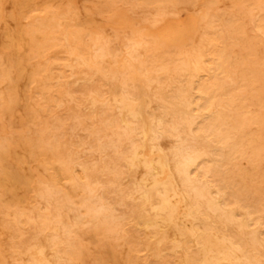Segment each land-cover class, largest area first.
I'll list each match as a JSON object with an SVG mask.
<instances>
[{"label":"bare ground","instance_id":"1","mask_svg":"<svg viewBox=\"0 0 264 264\" xmlns=\"http://www.w3.org/2000/svg\"><path fill=\"white\" fill-rule=\"evenodd\" d=\"M3 0H0V5L2 4L1 2H2ZM7 1V0H6ZM5 1V2H6ZM13 2H11V1H7V2H10L11 4H13L14 5V3L16 2H14V0H12ZM26 1V0H25ZM33 0H30V4H31V2H32ZM45 2L47 1L48 2V0H44ZM59 1V0H58ZM57 1V2H58ZM74 1H76V0H61V3L60 4H62V3H64V4H70V6L72 5L71 4V2H73V3H75ZM77 1H79V0H77ZM76 1V2H77ZM119 1V0H118ZM145 1V0H144ZM160 1V0H159ZM175 1V0H174ZM223 0H179V1H175V2H173V3H171V4H169V5H167V4H162V6H160V4H159V6H160V9H156V10H149V8L147 9V8H143V7H141L139 4H138V2H137V0H124L123 1V4H116V1H113V2H110L111 3V8H108V10H105V9H103L102 7L100 8V6L98 5V6H93V7H91V5H88V6H90L91 8H89V11H84L83 12V14L82 15H80L78 12L79 11H75L74 13H71L70 14V16H69V18H70V22H73V19L75 18V20H76V18H77V20H80V23L78 22L77 24H79L78 25V28H76V26H75V28L77 29H75V32L73 33V34H71V32L69 31V29H71V27L68 29V27L67 26H65V24H63V22L66 20L65 18V20L64 21H62L61 23L60 22H58L57 20H55V21H57V22H55V23H53V24H55V26L57 27V29H58V35L60 34L62 37H63V40H62V42L59 44V42L61 41V40H59V42L57 43V44H53V42H52V46H50V44L49 45H47L46 44V42H44V40L48 37L47 35V37L44 39V40H42V38H40V40L38 39V41L40 42V41H43L45 44H46V46H50V47H52L53 48V51L55 50V51H57V52H62V53H64L65 55H67V57H68V59H66V60H68V65H66V69L68 68L69 69V76H68V78L69 79H67L66 81H65V78H61L63 81H65L66 82V88H64V90L62 89V87L60 88V89H62V90H58V91H62L61 92V98H62V100H60L62 103H61V105L63 104V102H65V104H66V102H70V103H72V105H73V107L75 106V108H76V112H75V114H83L81 117H85L84 115H86V117L87 116H91V117H93L97 112H99L100 110L99 109H105V110H107L108 109V107H109V109L111 108V109H113L114 111H115V116H114V118H113V120L111 121H109V122H107V124L105 125V120H104V124L102 125L103 126V128H105L103 131L100 129V131L101 132H98V135L99 136H97L96 134H97V132L95 133V137H98V139L101 137V138H103V143H102V145H100V147L98 148V149H96V147L94 148V149H96V150H91V149H89L87 152L86 151H84L85 153L83 154H81V155H84L83 156V163H84V166H85V168L87 169L88 168V170L91 172V171H95V170H100L101 171V169L102 170H105V171H107V168H108V164L109 163H113L112 162V160L113 159H110V158H107V157H105V156H103V154L105 153V151L106 150H109L110 151V153H112L111 155H114L115 157L114 158H116V159H121V160H123L124 161V163H125V171L123 170V172H120V171H122V169H119L120 171L119 172H114V173H111V175L113 174V180L112 181H109L110 183L108 184V186L111 188V192L115 195L114 197H116V202H117V200L118 201H121V202H119V203H122V198H123V196H124V194L126 195L127 194V196H129V198H131V199H133V200H136L137 201V205H136V217L138 218V219H140L141 220V222H142V225L144 226V228H145V234H143L142 236H145V237H143V238H145L144 239V249L149 253V255H148V253H147V255L148 256H153V259L155 260V258H156V256H158V257H160V256H162L161 254H164V253H162L164 250L165 251H169V252H172V255L173 256H170V258H174L173 259V263L172 264H241V263H237V261H238V257H239V251H240V244H237L238 242L240 243V241L242 240L241 239V237L239 238V236H236V234H235V236L237 237V238H239L240 239V241H238V242H236V240H234V239H231L232 237H230V238H228V237H223V236H220V234H219V232L217 233V228H216V223L217 222H219V224H221L220 222H222V224L220 225V226H222L223 225V223L225 222V225H226V223H228V224H230V225H232L233 227H234V229H236L237 230V232H239V233H241L242 235H244V236H246V237H248V239H250L251 241H254V242H259V238L258 237H260L261 239H262V237L259 235H257L256 233L257 232H260L259 230L256 232V230L255 229H253L252 228V224H250V220H249V215L252 217V214H247L248 215V217L246 216V215H242L243 214V211H244V207H243V204H244V202H241L242 201V199H240L241 201H239V204L240 203H243L242 204V207L239 205V204H236V206L237 205H239L240 207H241V209H243V211H242V217L241 218H236V214H235V212H234V209L233 210H231V211H228L227 209V211L221 206V204L223 203V201H222V203H220L221 202V199H222V197H221V199H219V192H218V194L217 195H215L216 196V198H217V196H218V199L220 200V202L215 198V196L213 197L212 196V190L213 189H215V187L214 188H210V186H211V184H210V186H209V183L211 182H209L208 183V181L207 182H200L199 180V182L196 180V179H194V178H196L198 175H196V177H192L191 176V169L193 168V167H195V166H197L196 164H197V161H199V158H201L202 156H203V158H204V155L205 156H211V153L213 152V151H215L214 150V148H212V150H211V144H210V142H208V141H210V139L212 140V138H210L208 141L207 140H205V139H207L208 138V136L206 135V137L207 138H205V136H203V135H199V134H197V133H194L193 134V132H192V128H190V125H191V122H192V120H195V118H196V120H198L199 118H198V116H201L202 115V117H204L205 115L204 114H207V115H209V116H211V118H212V116H213V114L215 115V114H217V112H216V109H218V110H220V109H222V111L223 110H227L228 109V111L230 112V110H229V108H230V105H229V107L227 108V109H223V107L225 106H228V105H226L225 104V102L223 103L222 102V100L220 101V100H218L217 98H216V96L215 95H218L219 94V96H220V94H222V93H218L219 91H218V89L220 90L221 88H218L217 90L215 89V88H213V89H215V92L216 91H218L217 92V94H215V92H214V94H211L212 92H210V90L206 93L208 96L207 97H213L212 95H214V97H215V99L213 100H211V99H208V100H210V102H209V104H208V102L206 103V104H208V107L206 106L205 107V105L206 104H204L206 101H207V97L205 98V99H202L203 97H205V95H202L203 97L201 98V96H199L198 98L196 97V96H194L195 95V93H194V95H193V77L195 76V75H197V74H199V73H202V75L204 74L203 72H201V71H203V70H205V72L208 70V69H210V63H209V65H208V60H207V56L208 55H210L209 54V48H210V46H209V42H212V45L211 46H213L214 44H215V42H216V40L218 41V43H221L222 42V40H221V38H220V42H219V39L218 38H216L214 41L215 42H213V41H210L209 40V38L208 37H215L214 35H213V32L214 31H212L211 29H215L216 27L214 26V25H216L217 26V24H215V22L217 23V21H215V20H218V19H216L215 17L218 15L217 14V12L219 11V4H220V2H222ZM234 1V0H233ZM240 0H237V2H239ZM254 1V0H253ZM255 1H257V0H255ZM259 2H258V8H257V11H255V10H249V9H247V7H246V10L244 11L245 13H244V16L247 18V22L248 21H253V19H254V17H255V15L257 14V13H259L260 11H262L263 10V8H264V0H258ZM5 3V4H8V3ZM19 2V1H18ZM21 2V1H20ZM22 2H24L23 0H22ZM34 2H36L35 0H34ZM39 2H42L41 0H38V2H36V5H37V3H39ZM46 2V3H47ZM52 2V1H51ZM79 2H81V3H83V0H81V1H79ZM95 2V1H94ZM108 2H109V0H108ZM158 2V1H157ZM224 3L226 2L225 0L223 1ZM229 2H231L232 3V1H228L227 3H228V5H229ZM236 2V3H237ZM241 2V1H240ZM9 3V4H10ZM27 3V4H26ZM45 3V4H46ZM48 3H50V1L48 2ZM48 3H47V5H48ZM78 3V2H77ZM107 3V2H106ZM105 3V4H106ZM110 3H109V5H110ZM164 3H165V1H164ZM227 3H225V4H227ZM8 4V5H9ZM10 4V5H11ZM23 4H25L24 6V8H28V7H26V5H28L29 3H28V1L27 2H25V3H23ZM53 5H54V1H53V3H52ZM63 4V5H64ZM233 4H235V3H233ZM241 4V3H240ZM249 4V3H248ZM8 5H7V7H8ZM13 5H12V7H13ZM15 5H16V3H15ZM33 5V4H32ZM34 5H35V3H34ZM41 5H44V3H42ZM56 5V4H55ZM58 5H59V2H58ZM108 5V4H107ZM227 5V8H229L230 9V6L231 5H229L228 6ZM246 5V4H245ZM18 6H19V4H18ZM40 6V5H39ZM77 6V5H76ZM81 6V5H80ZM105 6V5H104ZM143 6V5H142ZM247 6V5H246ZM42 7V6H41ZM46 7V6H45ZM52 7L53 6H51V8L50 7H46V8H44V7H42V8H44L45 10H47L48 12L50 11V12H52V11H54V10H52ZM66 7H68L67 5H66ZM78 7H79V4H78ZM108 6H106V8H107ZM155 7V6H154ZM157 7V6H156ZM223 7V6H222ZM238 7H239V5H238ZM237 7V8H238ZM6 8V7H5ZM19 8L20 9H22V11H23V13H24V15H25V13H27L28 12V10H24V8H22V5H21V7L19 6ZM36 8V7H35ZM40 8V7H39ZM71 8V7H70ZM80 8V7H79ZM158 8V7H157ZM236 8V9H237ZM7 9H10V7H8ZM6 9V10H7ZM11 9H13V8H11ZM15 9H16V6H15ZM38 9V8H37ZM77 9V8H76ZM75 9V10H76ZM81 9V8H80ZM222 9V8H221ZM225 9V8H224ZM235 9V10H236ZM5 10V11H6ZM18 10V9H17ZM30 10V13L32 12L31 11V9H29ZM42 10V9H41ZM41 10H39V12H41ZM82 10V9H81ZM231 10V9H230ZM234 9L232 10V11H235ZM238 10H239V8H238ZM237 10V11H238ZM8 11H10V10H8ZM24 11H26V12H24ZM36 10L34 9V12H35ZM58 11V10H57ZM223 11V10H222ZM231 11V12H232ZM7 12V11H6ZM6 12L4 13V14H6ZM11 12V11H10ZM9 12V13H10ZM13 12V11H12ZM34 12H32V13H34ZM65 12H67V11H65ZM220 12H221V10H220ZM219 12V13H220ZM230 11L228 12V14L229 13H231ZM1 13V12H0ZM15 13V12H14ZM13 13V14H14ZM17 13H19V14H23V13H21V11H17ZM31 13V17H33L34 16V14H32ZM37 13H38V10H37ZM45 13V12H44ZM222 13H225L224 11L222 12ZM222 13H220V15L222 14ZM235 13V15L234 14H232V15H234V17L236 16V12H234ZM238 13V12H237ZM11 14V13H10ZM16 14V13H15ZM29 14V13H28ZM27 14V15H28ZM39 14V13H38ZM58 13H54V12H52L51 13V16L50 17H53V19H54V17L57 15ZM60 14H63V13H60ZM226 14H227V11H226ZM225 14V15H226ZM238 14H242V12L241 13H238ZM237 14V15H238ZM3 15V14H2ZM67 15V17H68V13L66 14ZM66 15H61L62 17H65ZM219 15V16H220ZM224 15V14H223ZM224 15V16H225ZM10 16H12V15H10ZM14 16H18L17 14L16 15H14ZM28 16H30V15H28ZM37 15H35L34 17H36ZM40 16H42V15H40ZM61 16H59V17H61ZM239 16V15H238ZM243 16V15H242ZM243 16V17H244ZM263 16V15H262ZM3 17H5L4 15H3ZM6 17H7V15H6ZM5 17V18H6ZM15 17V18H16ZM22 17V16H21ZM31 17H30V19H31ZM47 17H49V16H47ZM46 17V18H47ZM218 17V16H217ZM221 17V16H220ZM225 17H227V16H225ZM240 17V16H239ZM257 17V16H256ZM260 17V16H259ZM5 18H3V19H5ZM9 18V17H8ZM8 18H7V20L5 19V21L7 22V24H6V26H4L5 24H2V25H0V40L3 42V41H5L4 39H6V43L7 44H13V42L16 40V39H18L19 38V35L16 33V31L19 29H16L15 30V32H13V30L11 29L10 30V28H11V26H13V22L10 24V20H8ZM18 19H19V17H17ZM24 18V19H23ZM23 18H21V19H23V20H21V21H25V17H23ZM29 18V17H28ZM46 18H43V19H40V18H37L36 19V22L35 23H38L37 25H39V26H43L44 28H48V26H51V25H49L48 23H47V20H53V19H50V18H48L47 20H46ZM57 18V17H56ZM214 18H215V20H214ZM223 18V17H222ZM228 18V17H227ZM232 18V17H231ZM241 18V17H240ZM258 18V17H257ZM261 18V17H260ZM13 19V18H12ZM35 19V18H34ZM221 19V18H220ZM237 19V18H236ZM263 21H264V19L263 18H261ZM14 20V19H13ZM27 20V19H26ZM74 20V22H76ZM187 20L188 21H190V24H191V26H193V30L191 31V32H188V33H177V30H184V28L186 27V23H187ZM222 20V19H221ZM233 20V19H232ZM238 20H239V18H238ZM243 20V18H241V21ZM258 21H260L259 19H257ZM261 20V21H262ZM20 21V22H21ZM33 21H35V20H33ZM54 21V20H53ZM61 21V20H60ZM244 21V20H243ZM246 21H244V22H246ZM260 21V22H261ZM2 22H3V20H2ZM20 22H18V23H20ZM66 22V21H65ZM232 22V21H231ZM234 22L235 21H233V24H234ZM238 21L236 20V22H235V26H236V24H238L237 23ZM246 22V23H247ZM255 22V21H254ZM15 23V22H14ZM24 23H26V21L24 22ZM35 23H33V24H35ZM219 24H220V22H218ZM245 23V24H246ZM75 24V23H74ZM227 24V23H226ZM239 24H240V26H241V23L239 22ZM242 24H243V22H242ZM244 24V26L243 27H245L246 25ZM259 24H262L261 25V27L260 28H262V26H263V23H259ZM28 25L30 26V24L28 23ZM76 25V24H75ZM221 25L222 24H220V27H221ZM3 26V27H2ZM17 27H18V25H16ZM27 26V25H26ZM213 26L215 27V28H213ZM224 26V25H223ZM222 26V27H223ZM232 26V25H231ZM248 26H250V23H249V25ZM28 27V26H27ZM31 27H32V23H31ZM212 27V28H211ZM219 27V25L217 26V29H219L220 28ZM222 27H221V29H222ZM227 27V26H226ZM229 27V26H228ZM21 28V27H20ZM24 27H22V29H23ZM50 28H52L53 29V27H50ZM55 28V27H54ZM208 28H210V30H211V32H212V35L213 36H211V33H209L208 35H207V30H208ZM250 28V27H249ZM249 28H246V29H248V31L251 33V31L249 30ZM14 29V28H13ZM21 29V30H22ZM49 29V28H48ZM56 29V28H55ZM226 29V28H225ZM234 29V28H233ZM238 30V29H240V28H235V30ZM254 29V28H253ZM258 29V28H257ZM263 29V28H262ZM27 30H30V29H27L26 28V34H28V35H30L29 33L32 31V30H30V32L29 33H27L28 31ZM220 30V29H219ZM218 30V31H219ZM230 30H232L231 29V27H230ZM230 30H229V32H230ZM38 31V30H37ZM44 30L42 29V32H43ZM209 31V30H208ZM226 31V30H225ZM225 31H223V32H225ZM233 31V30H232ZM240 31V30H239ZM242 31V33H243V30H241ZM247 31V30H246ZM247 31V32H248ZM253 31V30H252ZM3 32H4V34H3ZM32 32H34V31H32ZM36 32V31H35ZM47 32H48V30H47ZM54 32V31H53ZM72 32H73V29H72ZM210 32V31H209ZM216 32H217V30H216ZM215 32V33H216ZM227 32H228V28H227ZM234 33H236L235 31H233ZM254 32H255V29H254ZM19 33V32H18ZM43 33H46V32H43ZM42 33V35L44 36L45 34H43ZM250 33L249 34H247V35H250ZM261 32H259V34H260ZM50 34H54V33H50ZM49 34V35H50ZM223 34V33H222ZM222 34H220V36H222ZM225 34H226V32H225ZM229 34V33H228ZM239 34V33H238ZM244 34H245V32H244ZM253 34V33H252ZM256 34V33H255ZM37 35V36H36ZM35 36H36V38L38 37L39 38V36H41V37H43L41 34L38 36V34H36ZM234 35V34H233ZM236 35H237V33H236ZM241 35H243V34H241ZM240 35V36H241ZM30 36H32V35H30ZM30 36H28V39L30 38ZM34 36V37H35ZM219 36V35H218ZM224 34H223V39H225L224 38ZM251 37H252V35H250ZM255 36V35H254ZM45 37V36H44ZM43 37V38H44ZM226 37V36H225ZM238 37H239V35H238ZM244 37V36H243ZM250 37V38H251ZM257 37H260V35L259 36H256L255 37V40H256V38ZM23 39H24V37H22ZM50 38H52V41L54 40L53 39V37H52V35H51V37ZM56 38V37H55ZM229 38V40H230V38L231 37H228ZM233 38V37H232ZM235 38H237V36L235 37ZM245 38V37H244ZM247 38H249V37H247ZM254 38V37H253ZM260 38H262V37H260ZM31 39V38H30ZM29 39V40H30ZM49 39V38H48ZM238 39V41H239V38H237ZM242 39V38H241ZM246 39V38H245ZM245 39H243V43H244V40ZM212 40V39H211ZM227 40V39H226ZM262 40V39H261ZM47 41V40H46ZM58 41V40H57ZM56 41V42H57ZM235 41V44H236V40H234ZM263 41V40H262ZM4 42V43H5ZM19 42H21V41H19ZM32 42H35V41H32ZM224 42H225V40H224ZM228 42V41H227ZM230 43H231V41H229ZM228 42V44H230ZM246 42H247V39H246ZM245 42V43H246ZM248 42H251V40H249ZM247 42V43H248ZM254 43H255V41H253ZM260 42V41H259ZM26 43V42H25ZM42 43V42H41ZM214 43V44H213ZM242 43V45H244ZM39 44V43H38ZM45 44H42V45H44V47H45ZM226 45H227V43H225ZM232 44H233V42H232ZM237 44L239 45V42H237ZM6 45V44H5ZM14 45V44H13ZM40 45V44H39ZM216 45H217V43H216ZM253 44L251 43V46H252ZM256 44H254V46H255ZM259 45H261V44H259ZM2 46V45H1ZM18 46V45H17ZM29 46V45H28ZM31 46V45H30ZM85 46H87L86 48H89V52H88V55H84L85 53H87L86 51H85V53H83L82 52V49L83 48H85ZM215 46V45H214ZM211 47L210 49H212V48H215V47ZM223 46V45H222ZM233 46H235V45H233ZM237 46V45H236ZM2 47H4V45L2 46ZM12 47H14L15 48V46H12ZM24 47V46H23ZM37 46H35L34 48H36ZM40 47H41V45H40ZM44 47H41V48H36V50L37 49H42V50H37V51H43V49H45ZM49 47V49H48V52H50L51 50V48ZM238 47V46H237ZM247 47V44H246V46H245V48ZM250 47V46H249ZM5 48V47H4ZM4 48H1L2 50L4 49ZM6 48H7V46H6ZM30 48V47H29ZM29 48H28V50H29ZM34 48H33V50H34ZM224 48V47H223ZM243 48V47H242ZM241 48V49H242ZM252 48H254L253 46H252ZM252 48H250V49H252ZM256 48H258L257 46H256ZM18 48L16 47V50H17ZM22 49V48H21ZM31 49H32V47H31ZM216 49V48H215ZM219 49V48H218ZM221 49V48H220ZM227 49H229L228 47H227ZM240 49V48H239ZM240 49V50H241ZM248 49V48H247ZM246 49V50H247ZM249 49V50H250ZM10 50V49H9ZM8 50V51H9ZM50 50V51H49ZM86 50H88V49H86ZM225 50V49H224ZM245 49H244V51H246ZM248 50V51H249ZM253 50V49H252ZM255 50V49H254ZM257 50V49H256ZM4 51H6L7 52V50L6 49H4ZM45 51H46V49L44 50V53H45ZM53 51H51V52H53ZM229 51H230V49H229ZM232 51V50H231ZM260 51V50H259ZM262 51L263 50H261V53H262ZM6 52L4 53V54H6ZM17 52V51H16ZM21 52L22 51H20L19 53H20V55H21ZM40 52V53H41ZM154 52H156L157 54H152V53H154ZM225 52V51H224ZM227 52V51H226ZM247 52V51H246ZM31 53V52H30ZM38 53V52H37ZM37 53H34V54H37ZM39 53V54H40ZM212 53V52H211ZM217 53V52H216ZM229 53V52H228ZM238 53V52H237ZM245 53V52H244ZM248 53V52H247ZM258 53H260V52H258ZM260 53V54H261ZM4 54H0V55H4ZM10 54V53H9ZM25 54V53H24ZM31 54H33V52L31 53ZM37 55V58L38 57H40V55ZM46 54V53H45ZM58 54V53H57ZM152 54V55H151ZM239 54V53H238ZM241 54V53H240ZM253 54H255V52L253 53ZM51 55V54H50ZM53 55V54H52ZM58 55H60V54H58ZM167 55H169V56H172V58H171V61L173 60V58H174V60L176 61H174L175 62V64H174V68L173 69H170V70H172V72H171V74H168V79H167V81L165 82V81H160V79L157 77V75H156V72L158 71V70H161V71H163V70H165L166 68H164L163 70H162V68L165 66V65H163V67H162V65H160L161 64V62L158 60V56H164V57H166ZM215 55V54H214ZM213 55V56H214ZM242 55V54H241ZM248 55V57L251 55V54H247ZM262 55V54H261ZM261 55H259L258 54V56H261ZM4 56H6V57H8L9 58V56L6 54V55H4ZM12 55L10 54V57H11ZM18 56H19V54H18ZM27 55H25V57H26ZM28 56H29V54H28ZM36 56V55H35ZM44 56V55H43ZM46 56H47V54H46ZM210 56H212V54L210 55ZM243 56V55H242ZM246 56V55H245ZM252 57H256L255 55H251ZM250 56V57H251ZM31 57V56H30ZM163 57V58H164ZM239 57V56H238ZM248 57H246V59L248 58ZM15 58V57H14ZM14 58H13V60H14ZM27 58V57H26ZM36 58V57H35ZM45 58V57H44ZM44 58H42V60H45ZM47 58V57H46ZM51 58V57H50ZM50 58H48L47 60L49 61L50 60ZM60 58V57H59ZM62 58H63V55H62ZM242 58V57H241ZM261 58V57H260ZM259 58V59H260ZM10 59V58H9ZM8 59V60H9ZM24 58H15V63H16V66H17V68H18V70H20V69H22V67L23 66H25V64H26V61H25V63L24 64H22L23 63V60ZM28 59V58H27ZM39 59H41V58H39ZM170 59V58H169ZM243 59H245V58H242L241 60H243ZM259 59H258V61H259ZM2 60V59H1ZM11 60V59H10ZM33 60H36V59H33ZM62 60V59H61ZM64 60H65V58H64ZM63 60V61H64ZM254 60H255V58H254ZM254 60H250V61H252V62H254ZM63 61H62V63H63ZM167 63H165V64H167L166 65V67L168 66V65H170V64H168V56H167ZM238 61V60H237ZM237 61H235L236 63L235 64H240V65H238V66H240V67H242L243 65H242V63H237ZM247 61V60H246ZM255 61H257V57H256V60ZM11 62V61H10ZM33 62V61H32ZM45 62V61H44ZM213 62V61H212ZM211 62V63H212ZM215 62V61H214ZM220 62H222V60L220 61ZM239 62H241V61H239ZM243 62V61H242ZM244 62H245V60H244ZM243 62V63H244ZM248 62H249V60H248ZM248 62H246V63H248ZM251 62V63H252ZM2 63H3V61H2ZM29 63V62H28ZM59 63H61V62H59ZM251 63H249L250 65H251ZM258 63V62H257ZM256 63V64H257ZM41 65H42V63H40ZM55 64V63H54ZM57 64V63H56ZM66 64H67V62H66ZM245 64V63H244ZM248 64V65H249ZM6 65V64H5ZM9 65V64H8ZM39 65V64H38ZM47 65V64H46ZM65 65V64H64ZM242 65V66H241ZM252 65H255V64H253L252 63ZM252 65H251V67H252ZM260 65H261V60H260ZM260 65H258V66H260ZM29 66H31L30 65V63H29V65H28V67ZM40 66V65H39ZM39 66H37V67H39ZM67 66H69V67H67ZM233 66V65H232ZM231 66V67H232ZM246 66H247V64H246ZM258 66L256 67V68H254V66H253V70H257V68H258ZM263 66H264V64H263ZM34 67V66H33ZM33 67H31V69L33 68ZM41 67H43V66H41ZM212 67L214 68V66L212 65ZM211 67V68H212ZM223 67V66H222ZM225 67V66H224ZM230 67V68H231ZM236 67H237V65H236ZM240 67H239V69H240ZM262 67V65L259 67V69ZM4 68V67H3ZM9 68V67H8ZM12 68V67H11ZM48 68H50V64H49V67ZM60 68V67H59ZM212 68V71H210V76L212 75L213 77L214 76H216V75H214L213 74V69ZM227 68V67H226ZM229 68V67H228ZM234 68H235V65H234ZM247 68V67H246ZM263 68V67H262ZM14 69H15V67H14ZM24 69H25V67H23V71H24ZM26 69H27V66H26ZM34 69V68H33ZM39 69H41L40 67H39ZM53 69V68H52ZM239 69H237V70H239ZM35 70H36V68H35ZM35 70H32V71H34L35 73H39V76H41V75H43V77H44V75L47 73V71H49V69H47V70H45V67H44V70H42L43 72H39V71H35ZM51 70V69H50ZM54 70H56V69H54ZM59 70H61V68L59 69ZM59 70H56L57 72L56 73H60V71ZM170 70H169V73H170ZM221 70V69H220ZM220 70H219V73H220ZM232 70H236V69H233V67H232ZM240 70H242V69H240ZM245 70V69H244ZM262 70H264V69H262ZM16 71H17V69H16ZM59 71V72H58ZM62 71V70H61ZM66 71V70H65ZM64 71V72H65ZM223 71V70H222ZM248 71V70H247ZM51 72H52V70H51ZM159 72V71H158ZM164 72V71H163ZM211 72H212V74H211ZM218 72V71H217ZM227 72V71H226ZM229 72V71H228ZM234 72V71H233ZM242 72V71H241ZM246 72V71H245ZM259 72H260V70H259ZM16 73V72H15ZM14 73V74H15ZM18 73H20V72H18ZM17 73V74H18ZM167 73H168V71H167ZM166 73V74H167ZM249 73V72H248ZM253 73V72H252ZM258 73V72H257ZM262 72H260V73H258V76L260 77V76H263V75H260ZM263 73H264V71H263ZM61 74V73H60ZM65 74V73H64ZM205 74H207L208 75V77H209V74H208V72L207 73H205ZM204 74V75H205ZM235 74H238L236 71H235ZM254 74V73H253ZM0 75L1 76H4V75H6V73L4 72V70H1L0 69ZM22 75H24L23 73H22ZM21 75V76H22ZM36 75V74H35ZM52 75V74H51ZM50 75V76H51ZM54 75V74H53ZM59 75V74H58ZM62 75L63 74H61V77H62ZM227 75V74H226ZM233 75H234V73H233ZM233 75H232V77H233ZM247 75V76H246ZM246 77H249L250 76V74H249V76H248V74L246 73ZM19 76V75H18ZM65 76V75H64ZM63 76V77H64ZM67 76V75H66ZM164 76H165V73H164ZM212 76H211V78H212ZM224 76V75H223ZM222 76V77H223ZM235 76H240L239 74L238 75H235ZM257 76V75H256ZM11 77V76H10ZM56 77H58V76H56ZM160 77V76H159ZM163 77V76H162ZM183 77H186V78H183ZM227 76H224V78H226ZM230 75H229V80H231V82L230 83H232V81H235V79H237V78H240L239 79V81L243 84V82H242V80H241V77H235V79H233V78H231L230 79ZM244 77V76H243ZM242 77V78H243ZM18 78V77H17ZM35 78V77H34ZM39 78V77H38ZM38 78H35V79H38ZM41 78V77H40ZM51 79H53V77H50ZM182 78L183 79H185L186 80V86H183V87H185V89H180V87L179 86H181V85H179V84H181V82L182 81H185V80H182ZM195 78V77H194ZM203 79L205 78V77H202ZM218 78H219V76H218ZM217 78V79H218ZM221 78V77H220ZM43 79H45V78H43ZM49 79V78H48ZM56 80L58 79V78H55ZM54 79V80H55ZM213 79H215V78H212V79H210V80H213ZM245 79V78H244ZM260 79V78H259ZM262 79H264V77L262 78ZM17 80H19V78L17 79ZM38 80H40V79H38ZM45 80H47V78L45 79ZM53 80V83L55 82ZM58 80H60V78L58 79ZM57 80V81H58ZM201 79H200V76H199V81H200ZM205 80V79H204ZM207 78H206V83H208L207 82ZM216 80V79H215ZM215 80H213V81H211V82H213L214 83V81ZM2 81V80H1ZM12 81V80H11ZM11 81H9L8 83L9 84H11V85H13V86H11V85H9L10 87H14V85L15 84H12L11 83ZM14 81V80H13ZM16 81V80H15ZM25 81V80H24ZM29 81V80H28ZM44 81V80H43ZM48 81V80H47ZM56 81V82H57ZM61 81V80H60ZM102 81H104V83H102ZM209 81V80H208ZM222 81V80H221ZM237 81H238V79H237ZM237 81H235V82H237ZM243 81H245L246 82V79L245 80H243ZM248 81H249V78H248ZM259 81H262L261 79L259 80ZM6 82H7V80H6ZM46 82V81H45ZM44 82V83H45ZM52 82V81H51ZM55 82V83H56ZM197 82V81H196ZM216 82L217 83H219V85H220V82H218L217 80H216ZM224 82V81H223ZM235 82H233L234 83V85H235ZM244 82V83H245ZM251 82V81H250ZM2 83H3V81H2ZM42 83V82H41ZM47 83H49V82H47ZM60 83V82H59ZM195 83V82H194ZM205 83V82H204ZM222 83V82H221ZM232 83V84H233ZM241 83H240V85H241ZM256 84L258 83V81H256L255 82ZM262 83V82H261ZM62 84V83H61ZM174 84H176L177 85V87H175L173 90H171V87L174 85ZM183 84V83H182ZM196 84V83H195ZM223 84V83H222ZM246 84L248 85V84H250V83H247L246 82ZM252 84V83H251ZM256 84H252V86H255ZM20 85V84H19ZM53 85V84H52ZM179 85V86H178ZM183 85H185V84H183ZM207 85V84H206ZM210 85V84H209ZM212 85V84H211ZM216 85V84H215ZM214 85V86H215ZM223 85H225V84H223ZM223 85L221 86L220 85V87H222L223 88ZM238 84L236 83V87H238L237 86ZM246 85V86H247ZM262 85H263V83H262ZM1 86V85H0ZM6 86H8V85H6ZM18 86V85H17ZM22 86V85H21ZM20 86V87H21ZM54 86V85H53ZM77 86H83V87H85V88H87L86 89V92L83 94L82 92V97L80 98V99H78L77 97H78V95H76L74 92H76V90L77 89H79V87L78 88H76L75 89V87H77ZM217 86V85H216ZM227 86V85H226ZM233 86V85H232ZM245 86V85H244ZM249 86V85H248ZM247 86V87H248ZM258 86V85H257ZM24 87V86H23ZM34 87V86H33ZM51 87V86H50ZM103 87H105L104 89H103ZM205 88L207 87H209V86H204ZM211 88L213 87V86H210ZM209 87V88H210ZM219 87V86H218ZM228 87V89L231 87V86H227ZM235 86H233L232 87V89L234 88ZM236 87H235V90H233L235 93L237 92L236 91ZM246 87V90H248V88ZM259 87V86H258ZM261 87H263V86H261ZM4 88H6V87H4ZM3 88V90H5ZM9 88V87H8ZM16 88V87H15ZM54 88V87H53ZM58 88V87H57ZM56 88V89H57ZM84 88V89H85ZM195 88V87H194ZM206 88V89H207ZM224 88L227 90V88L224 86ZM223 88V89H224ZM242 88V90L244 89L243 87H241ZM253 88H256V87H253ZM264 88V87H263ZM263 88L261 89V88H259V89H261V90H263ZM231 88H230V91H226V90H224L225 92L223 93V94H225L226 92H229L230 94H231V90H232ZM250 89H252L251 88V85H250ZM3 90H1L0 89V91H3ZM8 90V89H7ZM11 90V89H10ZM18 90V89H17ZM34 90V89H33ZM53 90V89H52ZM212 90V89H211ZM222 90V89H221ZM237 90H238V88H237ZM254 90V89H253ZM259 93L261 92V91H259L258 89H256ZM24 91V90H23ZM45 91V90H44ZM48 91H49V89H48ZM239 91H241L240 90V87H239ZM255 91V90H254ZM264 91V90H263ZM263 91H262V95L264 94L263 93ZM18 92H19V90H18ZM39 92H42V91H39ZM47 92V91H46ZM51 92V91H50ZM195 92H197V91H195ZM210 92V94H211V96H209V93ZM221 92H223V91H221ZM234 92H232V94L234 93ZM245 92H248V91H244V93ZM249 92H250V90H249ZM248 92V93H249ZM253 92V91H252ZM251 92V93H252ZM257 92V93H258ZM12 93H14V95H15V97L17 96V91H16V89H14V90H12ZM21 93V92H20ZM31 92H29V93H27L28 94V96H30L31 94H30ZM33 93V92H32ZM76 93H80V92H76ZM200 93V92H199ZM198 93V94H199ZM235 93H234V96H236L235 95ZM239 94H240V92H238ZM253 93H256V92H253ZM251 94V95H253L254 96V94ZM25 94V93H24ZM49 94V93H48ZM55 94V93H54ZM58 94V93H57ZM75 94V95H74ZM237 94V93H236ZM200 95V94H199ZM229 95V94H228ZM238 95V94H237ZM241 95V94H240ZM246 96H249V98H250V95H247V93L245 94ZM12 96V95H11ZM21 96H22V94H21ZM35 96V95H34ZM58 96H60V95H58ZM80 96V95H79ZM222 96V95H221ZM225 96V95H224ZM244 95H241V99H242V101H244V102H242V103H244L245 104V102H248V101H246V100H243V99H245L244 97H243ZM245 96V97H246ZM252 96V97H253ZM11 98L10 96H9V94H7V93H5V91L4 92H0V102H1V108H0V111H6V110H9L11 107L12 108H14L13 107V105L17 102L16 101V98ZM32 97V96H31ZM31 97H29V98H31ZM55 97V96H54ZM218 97V96H217ZM227 97H230V99H231V97H232V95H229V96H227ZM243 97V98H242ZM251 97V98H252ZM254 97H256V95L254 96ZM264 97V96H263ZM263 97H261V98H259L258 97V95H257V100L259 101V99H261L260 101H259V103H261V101H263L264 99H263ZM20 98V97H19ZM28 98V97H27ZM26 98V99H27ZM53 98V97H52ZM58 97H56V99H57ZM219 98H221V97H219ZM233 98H235V97H232V99ZM237 98H239L238 96H237ZM247 98V97H246ZM259 98V99H258ZM36 99H39V98H36ZM55 99V100H56ZM216 99H217V102H216ZM229 99V101H227L228 99H226V103L228 102V104L230 103V104H232V102L234 101V99H233V101L231 102V100ZM240 99V100H241ZM44 100V99H43ZM42 100V101H43ZM48 100H50V99H48ZM54 100V101H55ZM199 100H201V101H204L205 100V102H202L201 104H202V106L201 105H199ZM252 100V99H251ZM250 100V101H251ZM253 100H254V98H253ZM256 99L254 100V102L255 101H257ZM40 101H41V99H40ZM218 101H220V103H223L222 105H224L222 108H220V107H218L217 108V103H218ZM236 102H239V101H237V100H235ZM257 101V102H258ZM28 102H30V101H28ZM38 102V101H37ZM56 102H57V100H56ZM252 102V101H251ZM253 102V103H254ZM257 102H255V104L257 103ZM31 103H33V102H31ZM54 103V102H53ZM241 103V104H242ZM250 103V102H249ZM17 104V103H16ZM28 104V103H27ZM46 104V103H45ZM51 104V103H50ZM67 104H69V103H67ZM235 104V103H234ZM233 104V105H234ZM240 104V106L242 107V105ZM248 104V103H247ZM263 104V103H262ZM29 106H30V104H28ZM27 105V106H28ZM44 105V104H43ZM47 105V104H46ZM57 105H59L58 103H57ZM57 105H56V107H57ZM61 105H59V106H61ZM203 105H204V107H203ZM238 105V104H237ZM246 105V104H245ZM264 105V104H263ZM16 106V105H15ZM33 106V105H32ZM38 106H39V104H38ZM59 106H58V108L57 109H59ZM105 106H107V108H103V107H105ZM248 106H249V104H248ZM250 106H252V103H251V105ZM249 106V107H250ZM257 106V105H256ZM255 106V107H256ZM19 109H20V107L19 106H17ZM31 107V106H30ZM29 107V108H30ZM47 107V106H46ZM231 107H233V106H231ZM247 107V106H246ZM245 107V108H246ZM252 107H254V106H252ZM252 107H250V109L252 108ZM258 108H261L260 106H259V104H258V106H257ZM264 106H262V108H263ZM41 108V107H40ZM42 108H45V107H42ZM51 108H53V106H51ZM63 108V107H62ZM67 108V107H66ZM248 108V107H247ZM246 108V109H247ZM15 109H16V107L13 109V111L15 112ZM18 109V110H19ZM38 110H39V107L37 108ZM54 109V108H53ZM61 109V108H60ZM64 109V108H63ZM108 109V110H109ZM110 109V110H111ZM231 109V108H230ZM234 109V108H233ZM245 109V111H248L249 110V108H248V110H246ZM253 109V108H252ZM47 110V109H46ZM50 109H48V111H49ZM56 110V109H55ZM54 110V111H55ZM71 109L69 108V110L68 111H70ZM74 110V109H73ZM99 110V111H98ZM107 110V111H108ZM110 110H109V113H110ZM243 110V109H242ZM254 110V109H253ZM260 109H258V112H259V114L258 115H262V114H260V111L262 110H260ZM263 110H264V108H263ZM17 111V110H16ZM64 111V110H63ZM75 111V110H74ZM222 111H220V113L222 114ZM241 111V110H240ZM13 112V113H14ZM53 112V111H52ZM52 112L51 113H49V115L50 114H52ZM59 113L61 112L60 110L58 111ZM251 112H252V110H251ZM255 112V111H254ZM256 112H257V109H256ZM255 112V113H256ZM10 113H11V111H10ZM18 113H19V111H18ZM45 113V112H44ZM47 113V114H48ZM67 113V112H66ZM71 113H73V111L71 112ZM100 113H103L102 111L100 112ZM105 113L107 114V112L105 111ZM231 113H232V111H231ZM245 113H248V114H250L249 113V111L248 112H245ZM244 113V114H245ZM2 114V113H1ZM5 114V113H4ZM7 114V113H6ZM58 114V113H57ZM68 114H70V112L68 113ZM227 114H228V112H227ZM225 115V114H222V115H225V116H223V117H225V119L228 117L229 119H230V117H231V119L233 118H237V117H232V115L229 117L228 115ZM233 114V113H232ZM235 114H236V112H235ZM253 112L251 113V115H248V116H252L253 117ZM57 116L56 114H53V116ZM58 115H60V114H58ZM62 115V114H61ZM98 115V114H97ZM96 115V116H97ZM100 115V114H99ZM111 115V114H110ZM204 115V116H203ZM218 115V114H217ZM217 115H215V116H217ZM222 115H221V118H223L222 117ZM234 115V114H233ZM257 115V114H256ZM2 116H4V118H6V116L7 115H3L2 114ZM9 116V115H8ZM19 116V115H18ZM66 116V115H65ZM65 116H64V119H65ZM76 116V115H75ZM104 116V115H103ZM107 116H108V114H107ZM106 116V117H107ZM113 116V115H112ZM208 116V117H209ZM235 116V115H234ZM255 116V115H254ZM1 117V116H0ZM48 117V116H47ZM63 117V116H62ZM67 117V116H66ZM69 117H71V115L69 116L68 115V118ZM90 117V118H91ZM16 118H17V116H16ZM20 118V117H19ZM52 118H54V120L56 121V118L55 117H52ZM58 118H60V117H58ZM73 118H74V115H73ZM89 118V119H90ZM99 118V117H98ZM102 118V117H101ZM101 118H100V120H101ZM198 118V119H197ZM205 118H207V117H205ZM204 118V120H206V121H204L203 120V123L204 122H207L209 119H210V117H209V119L207 120V119H205ZM244 118V117H243ZM251 118V117H250ZM257 118H259L258 116L257 117H255V119H257ZM3 119V118H2ZM1 118H0V121L2 120ZM7 119V118H6ZM9 119H10V116H9ZM12 119V118H11ZM18 119V118H17ZM67 119V118H66ZM76 119H77V116H76ZM78 119H80V118H78ZM86 119V118H85ZM95 119H97V118H95ZM95 119H93L94 121H95ZM103 119V118H102ZM104 119H106L105 117H104ZM110 119H112V117L110 118ZM213 119H214V116H213ZM215 119L217 120L218 118L217 117H215ZM224 119V120H225ZM260 119V118H259ZM259 119H257V121L259 120ZM36 120H38V119H36ZM36 120H33V121H36ZM62 120V119H61ZM61 120H59L60 122H61ZM71 121H72V118L70 119ZM69 120V121H70ZM211 120V119H210ZM216 120L214 121L213 120V122H216ZM221 120V119H220ZM238 120V119H237ZM263 120V118L262 119H260V121H262ZM4 121V120H3ZM2 121V122H3ZM10 121V120H9ZM14 121L16 122V120H15V116H14ZM44 121V120H43ZM57 121H58V119H57ZM56 121V123H58ZM65 121V123H67L68 121H66V120H64ZM86 121H88V118H87V120ZM90 121V120H89ZM97 121H99V119L97 120ZM106 121H108V120H106ZM236 121V120H235ZM243 121H244V119H243ZM257 121H254L255 122V124L257 123ZM4 122H7V121H4ZM10 122H12V121H10ZM18 122H19V120H18ZM53 122V121H52ZM59 122V123H60ZM74 122V121H73ZM96 122V121H95ZM194 122H196V121H194ZM193 122V123H194ZM199 122V121H198ZM201 122V121H200ZM208 122H210V121H208ZM212 122V121H211ZM213 122L211 123V124H213ZM225 122H229V121H227V120H225L224 122H223V124L225 123ZM231 122H232V120H231ZM239 122V121H238ZM263 122V121H262ZM58 123V124H59ZM69 123V122H68ZM76 123V122H75ZM91 123H92V121H91ZM99 123V122H98ZM197 123V122H196ZM202 123V122H201ZM222 123V120L221 121H219V124H221ZM233 123V122H232ZM242 123H245V122H242ZM8 124H10V123H8ZM21 124H22V122H21ZM48 123L46 122V125H47ZM60 124H62V122L60 123ZM60 124H59V127H60ZM74 124V123H73ZM94 124V123H93ZM101 124V123H100ZM198 124V123H197ZM205 124V123H204ZM207 124V123H206ZM217 124H218V122H217ZM218 124V125H219ZM222 124V125H223ZM234 124V123H233ZM253 124V123H252ZM252 124H249V125H252ZM254 124V125H255ZM262 124V123H261ZM6 125H7V123H6ZM6 125H5V127H6ZM13 125H14V123H13ZM17 125V124H16ZM45 125V124H44ZM49 125V124H48ZM51 126H52V123L50 124ZM49 125V126H50ZM54 125V124H53ZM63 125H64V123H63ZM69 125V124H68ZM66 126V125H64V128H65V126L67 127V131L69 132V136H70V134H73V136H76V135H74V134H76V133H78L77 131H76V129L74 128V125L72 126L71 124L69 125V126ZM88 125V124H87ZM194 125H196L195 123H194ZM193 125V126H194ZM199 125V124H198ZM215 125H216V123H215ZM225 125H226V123H225ZM223 126V127H226V126ZM260 125V124H259ZM23 126V125H22ZM57 126V125H56ZM56 126L55 127H53V128H55V130H56ZM62 126V125H61ZM76 126V125H75ZM85 126V125H84ZM83 126V127H84ZM89 127H90V125H88ZM96 126V125H95ZM94 126V127H95ZM192 126V125H191ZM200 126V125H199ZM201 126H202V124H201ZM207 126V125H206ZM247 126V125H246ZM258 125H256V127H257ZM7 127H8V130H10L11 128H9L10 126H8L7 125ZM13 127V126H12ZM14 127H17V126H14ZM19 127V126H18ZM46 127H48V126H46ZM77 127V126H76ZM91 127H92V125H91ZM94 127H92V128H94ZM99 127H101V126H99ZM196 127H197V125H196ZM195 127V129H197ZM203 127V126H202ZM214 127V124H213V126H212V128ZM216 127V128H215ZM212 130H219V128H221L222 126H220L219 128L217 127V125L215 126ZM232 127V126H231ZM252 127H254V126H252ZM261 127V126H260ZM1 128H2V126H1ZM30 126H29V130H30ZM33 128V127H32ZM37 128V127H36ZM49 128V127H48ZM58 128V127H57ZM60 128H62V127H60ZM63 128V129H64ZM80 128V127H79ZM86 128H87V126H86ZM102 128V127H101ZM102 128V129H103ZM201 128V127H200ZM200 128H198V129H200ZM211 128V127H210ZM209 128V129H210ZM241 128H243V124H242V127ZM249 128H251V127H249ZM13 129V128H12ZM15 129V128H14ZM18 129H20V128H17V130ZM78 129V128H77ZM87 129H89V128H87ZM87 129H85V130H87ZM197 129V131L196 132H199L200 130H198ZM203 129V128H202ZM205 129H206V127H205ZM247 129H248V126H247ZM256 129V128H255ZM259 129V128H258ZM21 130V129H20ZM54 130V131H55ZM59 130H61V129H59ZM65 130V129H64ZM84 130V131H85ZM92 130V129H91ZM96 130V129H95ZM217 130V133H219L220 132V130L218 131ZM225 130H226V128H225ZM245 130V129H244ZM31 131V130H30ZM29 131V132H30ZM53 131V130H52ZM52 131L51 130H49V129H43V128H40V129H36L35 131H34V134L31 136V137H29V139L26 141V143H24L25 144V146L24 147H26V144H27V146H32V145H35V142L38 144V146H40L42 149H43V151L46 153V154H43L42 153V151H40V153H42L43 155H45V156H42L43 158L44 157H46L47 156V153L48 154H52L50 151L49 152H47V150L48 149H50V148H52V144L54 143V139H56V138H54V136H55V134L57 133V132H59V131H57V132H55L54 134L52 133ZM53 131V132H54ZM62 131V130H61ZM89 131H90V129H89ZM97 131H99V130H97ZM129 131H131V132H133V134H134V132H135V134H136V136H137V140H129V137H128V132ZM204 130H202V132H203ZM208 131H211V130H208ZM251 131H253V130H249V132H251ZM26 132V129L24 130V133ZM33 132V131H32ZM131 132H129L130 134H131ZM214 132V131H213ZM222 132H223V130H222ZM225 132V131H224ZM14 133V132H13ZM60 133V132H59ZM62 133V132H61ZM60 133V134H61ZM64 133V132H63ZM200 134H201V132H199ZM204 133V132H203ZM209 133V132H208ZM212 133V132H211ZM237 133H238V131H237ZM259 133H260V129H259ZM8 134V136H9V133H7ZM22 133H20V135H21ZM28 134V133H27ZM86 134V133H85ZM205 134V133H204ZM214 134V133H213ZM224 134V133H223ZM228 134H230V133H228ZM228 134H226V135H228ZM234 134H236V133H234ZM6 135V134H5ZM10 135H12V136H14L15 137V135L14 134H10ZM17 135H19L18 133H17ZM30 135V134H29ZM78 135H80L79 133L77 134V136ZM83 135V134H82ZM82 135H81V137H82ZM94 134H92V136H93ZM216 135V134H215ZM220 135V134H219ZM231 135H233V134H231ZM240 135V134H239ZM60 136V135H59ZM62 136V135H61ZM66 136V135H65ZM64 136V137H65ZM91 136V137H92ZM205 138H203V137ZM217 136H218V134H217ZM221 136H223L222 134H221ZM229 136V135H228ZM228 136H227V139L226 140H230V139H228ZM245 136V135H244ZM251 136V135H250ZM1 137V136H0ZM2 137H4V136H2ZM56 137V136H55ZM68 137V136H67ZM80 137V138H81ZM90 137V136H89ZM90 137V138H91ZM211 137H213V135L211 136ZM215 137V136H214ZM236 137V136H235ZM260 137V136H259ZM259 137L257 138V139H259ZM10 138V137H9ZM21 138H23V136L21 135ZM62 138H63V136H62ZM69 138V137H68ZM67 138V139H68ZM70 138H71V136H70ZM73 139L74 141H75V143L77 144V145H79V147H80V144H83L84 142H86L85 140H84V142L82 141V139ZM88 138V137H87ZM224 138V137H223ZM225 138H226V136H225ZM233 138V137H232ZM5 139H7V138H5ZM4 139V140H5ZM16 139H17V137H16ZM24 139V138H23ZM23 139H22V141H23ZM95 139V138H94ZM93 139V140H94ZM97 139V138H96ZM98 139L97 140H95L96 142L98 141ZM133 139V138H132ZM136 139V138H135ZM215 139V138H214ZM234 139V138H233ZM261 139V138H260ZM0 140H2L1 138H0ZM59 140H62V139H59ZM72 140V141H73ZM7 141H8V139H7ZM10 141H11V138H10ZM58 141V140H57ZM63 141V140H62ZM64 141H66V140H64ZM92 141V140H91ZM100 141V140H99ZM216 141V140H215ZM219 141H220V139H219ZM224 141V140H223ZM232 141V139L229 141V142H231ZM239 140H236V142H238ZM248 141V140H247ZM2 141H0V143H1ZM5 141H3V143H4ZM9 142V141H8ZM13 141H11V143H12ZM15 142V141H14ZM55 142H56V140H55ZM61 142V141H60ZM89 142V141H88ZM233 142V141H232ZM235 142V141H234ZM233 142V143H234ZM249 143H250V145H248V147H250L251 146V148L253 147V145H251V144H255V143H251L252 142V140H250V141H248ZM22 143V144H23ZM57 143V142H56ZM62 143V142H61ZM64 143V142H63ZM70 143H72V142H69L68 141V147L70 146L69 144ZM74 143V146L73 147H76V144ZM90 143V142H89ZM95 143V142H94ZM222 143H224V142H222ZM226 143H228V142H226ZM246 143V142H245ZM264 143V142H263ZM5 144V143H4ZM3 144V145H4ZM10 144V143H9ZM21 144V142L19 141V145ZM59 144V143H58ZM85 144H87V143H85ZM84 144V145H85ZM91 145L93 144V143H90ZM90 144H88V145H90ZM97 144H98V142H97ZM124 144H126V146L124 147ZM236 145H238V146H240L241 144L239 143H235ZM8 145V144H7ZM11 145V144H10ZM71 145H73V144H71ZM94 145V144H93ZM92 145V146H93ZM96 145V144H95ZM213 145V144H212ZM224 145V144H223ZM225 145H227V144H225ZM234 145V144H233ZM245 145V144H244ZM255 145H257V144H255ZM5 146H6V144H5ZM14 145H12V147H13ZM15 146H17V145H15ZM29 146V147H30ZM57 146V145H56ZM63 146H64V144H63ZM82 147H80V148H82V149H84L83 148V145H81ZM214 146V145H213ZM221 146V145H220ZM231 146V145H230ZM246 146V145H245ZM262 146V145H261ZM261 146H259V144H258V148H259V152H260V147ZM11 147V146H10ZM20 147H22V149L25 151V150H28L27 149V147H26V149L22 146V145H20ZM54 148H55V146H53ZM66 147V146H65ZM64 147V148H65ZM78 147V146H77ZM76 147V148H77ZM78 147V148H79ZM85 147V146H84ZM88 147V146H87ZM91 146H89L88 148H90ZM215 147V146H214ZM218 147H219V145H218ZM226 147V146H225ZM225 147H224V151H227V150H225ZM2 148V147H1ZM15 148V147H14ZM39 148V147H38ZM60 148H61V146H60ZM71 148H72V146H71ZM75 148V152H76V150H78V148L76 149ZM86 148V147H85ZM93 148V147H92ZM216 149H217V147H215ZM230 148V147H229ZM235 148H236V146H235ZM234 148V149H235ZM241 148H243L242 150L244 151V150H246V147H241ZM255 148H257V147H255ZM262 148V147H261ZM9 150H11V148H8ZM21 149V148H20ZM69 149V148H68ZM73 149V148H72ZM87 149V148H86ZM219 149V152H220V148H218ZM222 149H223V147H222ZM233 148H231V150H232ZM239 148H236L235 150V152L236 153H239V152H237V150H238ZM250 149V148H249ZM3 150H5V149H2V150H0V171L2 170V172H0V173H2V174H0V183H2L3 184V186L5 187H3L2 188V190L4 189V191L6 192V194L10 197V198H13V196L15 195V192H18L19 191V189H18V191H16V189L19 187V188H26V187H24V186H26L27 184H26V182L28 183V182H30L29 180L30 179H28L27 177V179H28V181H26L25 182V180H23V178H21L20 176H18V174H17V172H16V170H14V168L13 167H11L10 166V160H9V162H7L6 161V153H4V151ZM6 150H7V147H6ZM14 151H17L18 150V148H17V150H15V149H13ZM31 150V149H30ZM29 150V151H30ZM36 150V149H35ZM41 150V149H40ZM51 150V149H50ZM57 150V149H56ZM60 150V149H59ZM58 150V151H59ZM63 150H65L66 151V149H63ZM251 150V149H250ZM257 150V149H256ZM262 150V149H261ZM8 151V150H7ZM37 151V150H36ZM52 151V150H51ZM71 151V150H70ZM79 151V150H78ZM222 151V150H221ZM228 151H229V149H228ZM227 151V152H228ZM233 151V154L232 155H234V150H232ZM239 151V150H238ZM242 151V152H243ZM254 151H255V149H254ZM21 152V151H20ZM26 152V151H25ZM33 152H34V150H33ZM69 152V151H68ZM215 152H218V150L217 151H215ZM215 152H213V154L215 153ZM217 153V154H222V153ZM227 152H225V153H227ZM246 153H247V150L245 151ZM244 152V153H245ZM264 152V151H263ZM17 153H18V155H19V150L17 151ZM22 153H23V151H22ZM21 153V154H22ZM36 153V152H35ZM38 153V152H37ZM39 153V154H40ZM55 153H56V151L54 152V154L53 155H55ZM58 153H60V151L58 152ZM56 154V155H60V154ZM65 153V152H64ZM63 153V154H64ZM76 153H80V152H76ZM76 153H75V155H76ZM224 152H223V154H225ZM229 153H231V152H229ZM241 153V152H240ZM244 153H242V155H245V156H247V154H244ZM250 153V152H249ZM248 153V154H249ZM39 154H37V155H39ZM70 154V153H69ZM228 154V153H227ZM227 154H225V155H227ZM251 154H252V152H251ZM255 154H257V157H256V159H260L261 157H259V155H258V153H256L255 152ZM22 155H24V154H22ZM48 155V157H46L47 159H50V157L52 156L53 157V155ZM73 155V154H72ZM110 155V154H109ZM250 155V154H249ZM253 155V154H252ZM251 155V156H252ZM8 156V155H7ZM10 156V155H9ZM9 156H8V158H9ZM12 156V155H11ZM17 156V155H16ZM21 155H19V157H18V159L19 158H21L20 157ZM41 156V155H40ZM40 156H38L39 157V159H41L42 157H40ZM50 156V157H49ZM64 156V155H63ZM67 156V155H66ZM74 156V155H73ZM73 156H67L68 157V159H69V157H73ZM214 156V155H213ZM227 156H230V154L229 155H227ZM227 156H224V157H227ZM235 156V155H234ZM237 156H239V158H241V157H243V156H241L240 157V155L239 154H237ZM28 157H34L33 156V154L32 153H30V152H27V156L25 155V159H27ZM37 156H35L34 158H35V161L37 162V158H36ZM51 157V158H52ZM60 157H62V156H60ZM60 157H57V156H54L53 157V159H54V161L53 162H51V163H53V165H54V162L56 161V160H58L57 158H60ZM82 157V156H81ZM80 157V158H81ZM105 157V158H104ZM109 157V156H108ZM113 157V156H112ZM233 157V156H232ZM236 157V156H235ZM233 157L234 158V162H235V159L237 160L236 162H238V164L240 163V159L238 158V157ZM247 157H249V156H247ZM247 157H246V159L244 158L243 160H241V161H243V162H245V160H246V162H247ZM259 157V158H258ZM263 158H264V155L262 156ZM13 158V157H12ZM43 158H42V161L40 162V160H39V162H40V164H39V168H41V169H44V171H45V168H47L46 170H48V164L50 165L51 163H49L50 161H51V159L48 161H45V163L46 162H48V164L46 163H43L44 162V160H43ZM46 158H45V160H46ZM55 158H56V160H55ZM74 158H75V156H74ZM76 158H77V160L75 161V162H78V157L76 156ZM203 158H201V159H203ZM216 158H217V156H216ZM238 158V159H237ZM250 158V157H249ZM262 158V159H263ZM18 159H16V160H18ZM62 159H64V158H61L60 160L62 161ZM67 159V160H68ZM116 159H114V160H116ZM215 159V158H214ZM219 159V158H218ZM227 159H229L228 157H227ZM232 159V158H231ZM262 159H260V161L262 160ZM13 160H15L14 158H13ZM23 160V159H22ZM60 160H58L59 161V163L61 164V166L63 165L62 163L63 162H65V161H67L66 160V158H65V160L64 161H62V163L60 162ZM69 160H71V158L69 159ZM68 160V161H69ZM204 160V159H203ZM210 160V159H209ZM213 160V159H212ZM217 160V159H216ZM216 160L215 161H213L212 163H215L216 162ZM221 160V159H220ZM230 160V159H229ZM239 160V161H238ZM12 161V160H11ZM19 161H21V159H19ZM27 161V160H26ZM30 161V160H29ZM58 161L56 162V164H57V170H58V168L60 167L59 166V163H58ZM205 161V160H204ZM224 161H225V158H224ZM231 161H233V159L231 160ZM263 162L262 163H264V160H262ZM24 162V161H23ZM70 162V161H69ZM74 162V161H73ZM74 162V163H75ZM82 162V161H81ZM81 162H80V164H81ZM120 163H121V161H119ZM119 162H118V164H115V163H113L114 165H112V166H116V165H119ZM222 162H223V158H222ZM227 162L229 163L230 161H228L227 160ZM249 162H251L250 160H249ZM8 163H10V164H8ZM14 163V162H13ZM18 163V162H17ZM22 163V162H21ZM34 163L35 162H33V165H34ZM67 162H65V164H66ZM72 160H71V162H70V166H71V168L72 167H74V168H72V169H75V165L77 164H75V165H73L74 163H72ZM206 165H207V163L206 162H204ZM203 162H202V164H204ZM221 163V162H220ZM226 163V162H225ZM255 163H257V164H254V166H257L258 167V161H256ZM261 163V164H262ZM15 164V163H14ZM24 164V163H23ZM38 164V163H37ZM64 164V165H65ZM209 164H211V163H209ZM223 164V163H222ZM230 164H231V162H230ZM245 164V163H244ZM13 165V164H12ZM21 165V164H20ZM43 165H45V166H47V167H43ZM52 165V164H51ZM52 165V166H53ZM63 165V166H64ZM204 166V167H206V168H208L207 166ZM227 165V164H226ZM237 165V164H236ZM235 165V166H236ZM242 165V164H241ZM14 166V165H13ZM25 165H23L22 167H24ZM31 166H32V164H31ZM67 166V165H66ZM109 166H110V164H109ZM208 166H210V165H208ZM216 166H218V164H216ZM216 166H214L215 168H216ZM221 166V165H220ZM235 166H233V169H234V167ZM239 166V168H241L240 167V164L238 165ZM237 166V167H238ZM244 166V165H243ZM246 166V165H245ZM250 166H252V165H250ZM260 166V165H259ZM18 167V166H17ZM51 167V166H50ZM65 167V166H64ZM68 167H69V163H68ZM76 167H79V166H77L76 165ZM117 167V166H116ZM116 167H112V169L114 170ZM202 167V166H201ZM201 167L200 166H198V168H196V173L198 174V171L199 172H201L200 171V169H201ZM204 167H202V168H204ZM211 167V166H210ZM210 167H209V169H210ZM246 167H249V166H246ZM253 167V166H252ZM252 167H249V168H252ZM32 168V170H35L36 172H37V168L36 169H33L34 167H31ZM38 168V170L40 171V172H42L43 173V171H41L40 169ZM54 168V167H53ZM52 168V169H53ZM56 168V167H55ZM66 168V167H65ZM65 168L63 169V170H60L61 172L62 171H64L65 170ZM84 168V167H83ZM83 169V171L84 170H86V169ZM118 168V167H117ZM123 168V167H122ZM211 168H213V167H211ZM230 168H232V166L230 167ZM248 168V169H249ZM255 168V167H254ZM263 168V167H262ZM18 169V168H17ZM67 169V168H66ZM68 169H70V167L68 168ZM68 169H67V171L65 170L64 172H69L68 171ZM78 169V168H77ZM214 169V168H213ZM224 170H225V166H224V168H223ZM228 169H229V166H228ZM236 169V168H235ZM234 169V170H235ZM245 169V168H244ZM244 169H242V170H244ZM22 170H24V168L22 169ZM56 170V169H55ZM57 170H56V173H57ZM79 170H81V165H80V169ZM110 170H111V168L110 169H108V171L110 172ZM113 170H111V171H113ZM117 171H118V169H116ZM198 170V171H197ZM206 170H208V169H206ZM205 170V171H206ZM214 170H216V169H214ZM221 171H222V169H220ZM246 170L247 169H245L244 171H243V173L245 174V172H246ZM249 170H252V169H249ZM253 170H255V169H253ZM257 170H260V168L258 167L257 168ZM19 171H20V169H19ZM18 171V172H19ZM25 171V170H24ZM24 171H20V173H22V174H24ZM35 171H33L34 173H35ZM49 171V170H48ZM48 171H45L43 174H46V176H45V178L47 177V176H49V172ZM60 171H58L59 173L58 174H56L55 173V171H53L57 176H59L60 178L62 177V174L64 173H62L61 175H60ZM105 171H103V172H105ZM107 171V172H108ZM209 171V170H208ZM207 171V172H208ZM210 171H211V169H210ZM213 171V170H212ZM218 171H219V168H218ZM220 171V172H221ZM240 171V170H239ZM256 171V170H255ZM263 170H261V172H262ZM53 172H51L52 174L51 175H54V176H56ZM72 172H73V170H72ZM77 172V171H76ZM76 172H73V175H74V173H76ZM85 172V171H84ZM89 172V174H91ZM106 172V173H107ZM193 172V171H192ZM214 172H216V171H214ZM222 172H224V171H222ZM242 172V171H241ZM241 172H240V174H241ZM253 172V174L255 173L254 171H252ZM33 173V176H31V177H33L31 180L34 182V178H35V174ZM41 173V174H42ZM65 173V174H66ZM79 173V172H78ZM78 173H76V175L78 174ZM86 173H88V172H86ZM95 173V172H94ZM93 173V174H94ZM203 173V172H202ZM206 173V172H205ZM211 173V172H210ZM210 173H209V175H210ZM217 173V172H216ZM224 173H226V172H224ZM230 173V172H229ZM228 173V174H229ZM235 173V172H234ZM247 173V172H246ZM251 173V172H250ZM21 174V175H22ZM64 174V175H65ZM67 174H69V173H67ZM71 174V173H70ZM66 175L67 177L68 176H70V177H72L71 175ZM84 173L82 172V175H83ZM93 174H91V176H90V178L92 177V175ZM101 174V173H100ZM100 174H96V175H100ZM110 174V173H109ZM231 174V173H230ZM236 174H238V172L236 171ZM243 174V175H244ZM49 176L50 178L52 177V180L54 179L53 178V176ZM79 175V174H78ZM77 175V176H78ZM86 175V174H85ZM88 175V174H87ZM103 175V174H102ZM101 175V177H103ZM105 175V174H104ZM108 175V174H107ZM200 175V174H199ZM204 175H208V174H204ZM243 175H241V176H243ZM246 175V174H245ZM56 176V177H57ZM66 176H63L62 178H64V177H66ZM224 176H225V174L223 175V178H224ZM252 176V175H251ZM24 177V176H23ZM59 177H57V178H59ZM70 177H68V180H67V178H66V180L64 179V183L66 182L67 184L69 183V184H71V181L72 182H74V180H70L71 178ZM74 177H75V175H74ZM80 176H78L76 179H78ZM84 177V176H83ZM94 177V179H96L95 177L96 176H93ZM92 177V178H93ZM105 177V176H104ZM103 177V178H104ZM109 177V176H108ZM108 177H106V178H108ZM209 177V176H208ZM230 177V176H229ZM235 177V176H234ZM233 177V178H234ZM264 177V176H263ZM25 178V179H26ZM36 178H38V177H36ZM50 178H48L49 179V181H50V183H51V179ZM57 178H55V179H57ZM70 178V179H69ZM89 178V179H90ZM98 178V177H97ZM99 178H100V176H99ZM103 178H101L102 179V181H104L103 180ZM205 178V177H204ZM225 178H226V176H225ZM231 178H232V176H231ZM244 178H245V176H244ZM80 179H82V178H80ZM79 179V180H80ZM88 179V180H89ZM111 179V178H110ZM109 179V180H110ZM200 179V178H199ZM208 179V178H207ZM213 179V178H212ZM211 179V180H212ZM237 179V178H236ZM245 179H248V178H245ZM245 179H243V181L247 184V181L245 180ZM253 179V178H252ZM35 180H37V179H35ZM39 180V179H38ZM59 180H61V179H59ZM58 180V181H59ZM63 180V179H62ZM61 180V181H62ZM78 180V181H79ZM83 180V179H82ZM82 180H80L79 182H81ZM88 180H86V177H85V179L82 181V182H85V181H88ZM200 180H202V179H200ZM227 180V179H226ZM234 180V179H233ZM240 180V179H239ZM262 180V179H261ZM263 180H264V178H263ZM30 182L29 183V185L31 184V183H33V182ZM40 181V180H39ZM39 181H38V183H39ZM57 181V180H56ZM60 181V182H61ZM68 181H70V182H68ZM93 181V180H92ZM92 181H88V183H90V182H92ZM98 181H100V180H98ZM206 181V180H205ZM223 181H225L224 179H223ZM229 181H231V180H229ZM250 182L251 181H253V180H249ZM255 181V180H254ZM257 181V180H256ZM48 182V181H47ZM53 182V181H52ZM60 182H56L57 184L58 183H60ZM77 182V181H76ZM96 183H97V185H99L98 183H100V182H97V180L95 181ZM107 182H108V180H107ZM227 182V181H226ZM225 182V184H227ZM240 182V181H239ZM239 182H237L238 184H241V183H243L242 181H241V183H239ZM258 182H260V180H258ZM258 182H256L257 184H258ZM38 183L36 182L35 184H36V186H35V188H37V185H38ZM41 183V182H40ZM46 183V182H45ZM44 183V184H45ZM54 183H55V181H54ZM55 183V184H56ZM63 183V184H64ZM86 183L87 182H85V184L83 185V186H85L86 185ZM224 183V182H223ZM222 183V184H223ZM234 183H235V180H234ZM254 183V182H253ZM255 183V184H256ZM261 183V182H260ZM2 184H1V186H2ZM26 184V185H25ZM56 184V185H57ZM62 184V182H61V184L59 185V187L60 186H62L63 185ZM66 184V186L68 187V185ZM72 184H74V183H72ZM81 184V183H80ZM83 184V183H82ZM91 184H94V182H92ZM212 184H214V183H212ZM248 184H249V182H248ZM247 184V185H248ZM251 184V183H250ZM29 185L27 186L28 188H26V189H29ZM33 184H31L30 186H32ZM42 185V184H41ZM46 185V184H45ZM52 185V184H51ZM54 185V184H53ZM56 185L55 186H53L52 188H50V189H48L49 187H50V185L48 186V188L46 189V190H44V196H43V199L41 198V196H40V193L38 192V194H39V196H40V200L39 201H41V199H42V201L40 202V205H39V207H38V211H40L39 210V208L41 209V212H42V209H43V207L45 206V205H49L48 203H49V200L51 199H53V197L55 196L54 195V193L56 194H58L59 195V193L61 192V191H59V187H58V185H57V188H56ZM76 185V184H75ZM74 185V186H75ZM77 185H79L78 183H77ZM97 185H95L96 186V188L95 187H93L94 189H97ZM101 185H103V184H101ZM107 184H105V186H106ZM219 185V184H218ZM228 185V184H227ZM226 185V186H227ZM233 185V184H232ZM231 185V186H232ZM242 185H244V184H242ZM259 186L261 185V184H258ZM34 186V185H33ZM40 186V185H39ZM38 186V187H39ZM64 186H65V184H64ZM71 186V185H70ZM73 186V187H74ZM82 186V185H81ZM80 185H79V187H81ZM89 185L87 184V189L89 188L88 187ZM94 186V185H93ZM100 186V185H99ZM104 186V187H105ZM234 186H235V184H234ZM233 186V187H234ZM238 186V185H237ZM240 186V185H239ZM238 186V187H239ZM245 186V185H244ZM249 186L250 185H248L247 187H248V189H250L249 188ZM252 186V185H251ZM250 186V187H251ZM253 186H255L254 184H253ZM63 187V186H62ZM72 187V186H71ZM78 187V186H77ZM102 187V186H101ZM109 187L107 188V189H109ZM232 187V188H233ZM236 187V186H235ZM235 187H234V190L236 191V189H235ZM264 187V186H263ZM1 188V187H0ZM21 188V190L23 191V189ZM32 188V187H31ZM46 188V187H45ZM59 188V189H58ZM66 188V187H65ZM76 188V187H75ZM82 188V187H81ZM92 188V187H91ZM92 188V189H93ZM228 188H229V186H228ZM240 188H241V186H240ZM239 188V189H240ZM246 188V187H245ZM253 189H254V187H252ZM79 189V188H78ZM84 190H85V188H83ZM83 189L81 190L82 192H83ZM86 189V190H87ZM87 190V193L88 192H90L91 191V193L94 191V190ZM102 188H100V190H101ZM105 189V188H104ZM212 189V190H211ZM230 189V188H229ZM258 189V188H257ZM260 189V188H259ZM263 189V188H262ZM2 190H0L1 192H2ZM41 190V189H40ZM61 190H63V189H61ZM67 190H68V192H66L65 190H63V191H65L66 193H69V195L71 194L70 193V188H67ZM80 190V189H79ZM106 190V189H105ZM217 190V189H216ZM224 190V189H223ZM223 190H222V192H223ZM226 190H228L227 188H226ZM231 190V189H230ZM230 190H229V192H228V195H226L225 193H223V195L222 196H224V194H225V198H226V196H227V199L228 198H231V197H228L229 195H231V193H230ZM242 190H243V186H242ZM241 190V191H242ZM250 190H252V189H250ZM22 191H19V193H21L22 195H23V193H22ZM34 191H36L37 192V190H34ZM39 191V190H38ZM73 191V190H72ZM71 191V192H72ZM75 192L77 191L78 192V190H74ZM73 191V192H74ZM81 191H79V192H81ZM96 191V190H95ZM101 191H103V189L101 190ZM101 191H99V193L98 194H100V192ZM239 192H240V194L242 195V193L244 194V192H242L241 193V191L240 190H238ZM246 191V190H245ZM254 191V190H253ZM26 192V191H25ZM59 192V193H58ZM64 192V194H66ZM72 192V193H73ZM73 193L74 195L76 194L77 195V192L76 193ZM81 192V193H82ZM98 191H96V193H97ZM105 192H108L109 193V191L107 190V191H104V193ZM125 192H127V193H125ZM234 192V191H233ZM252 192V191H251ZM254 192H256V191H254ZM254 192H253V194H254ZM264 192V191H263ZM27 193V192H26ZM25 193V195H27V198H28V195H29V193L30 192H28V194H26ZM35 193V192H34ZM41 193H42V191H41ZM86 193V192H85ZM94 193V192H93ZM104 193H102V194H104ZM111 193V194H112ZM230 193V194H229ZM257 193V192H256ZM256 193H255V196H253V198H258L257 196H256ZM1 194V193H0ZM2 194H5L4 192H2ZM2 194L0 195L1 197H2ZM36 194V193H35ZM34 194V195H35ZM60 194H62V192L60 193ZM79 194V193H78ZM82 194H84V193H82ZM82 194H79V195H82ZM88 194H90V193H88ZM98 194H95L97 197H95V199L93 200V203L91 204V205H86L85 207V213H84V211H83V215H79L78 214V212H79V210H78V212H75V210L76 209H73V207H75L72 203H71V200L68 202L71 206H73L72 208H68V207H66L65 209H69V210H65V211H62L63 209L62 208H54V206L56 207V205H54V204H56V202L53 204V205H51L52 207H53V209H52V211H48V213H49V215H47L46 217H45V220H43V222H44V226L43 227H39L37 230H32L29 234H28V236H21V234L19 233V230H21L20 228H21V223L17 220V219H15L14 217H11V215H12V213H11V209H12V207L14 206V205H16L17 206V203H14V202H16V201H18V199L17 200H15L14 202H9V203H3L2 202V200H0V233L2 234V236H3V238H2V241L0 242V260L2 259V262L3 263H6V262H9V259L10 260H16L17 262H19V264H78V261H77V263H76V261H74L73 260V256H72V254H71V248L72 249H74L75 248V246L73 245V242H75V241H77V240H75V241H72V240H74L75 238V236H73V235H71V236H73L72 238H71V236L69 235V232H70V234H72L71 233V231L73 230L72 228H77V226L79 227V225H83V224H85L86 222L85 221H87V220H83V219H85V217L86 216H84V214H87L88 215V217H89V221L87 222V224L86 225H84V226H80V227H85V228H87V231L86 232H88V229H90V224H91V226H93V228H96V231H98L97 229H99V232H97L96 233V231L94 230V231H90V232H95V234H96V236H95V239H96V237L97 238H99V239H96L95 240V243L97 242V240L100 242V240L102 239V237H101V239H100V237H98V236H102L103 234H99L100 233V231H103L102 230V226L101 225H103L104 223H105V225H103V226H106L105 228H106V230H104V231H107L108 229H110L109 227H114L115 226V223H114V220H113V222L112 223H114L113 225H110L109 224V222L108 221H106V219L104 220V217H106L105 216V213H107V212H104L105 211V209H107L108 207H106V205L103 203L104 201H102V198L104 197V196H106L107 195V193H106V195H104L102 198H100L101 196H98ZM235 194H237V191H236V193H234L233 195H235ZM239 194V193H238ZM239 194V196H241ZM246 194H247V192H246ZM252 193H250L249 195H251ZM31 195H33V192H32V194ZM30 195V196H31ZM43 195V194H42ZM57 195V197H59ZM76 195L73 197L72 195L70 196V198L71 197H73V199L72 200H74V198L76 197ZM92 195V194H91ZM110 195V194H109ZM108 195V196H109ZM220 195H221V193H220ZM249 195H246V198H248L247 196H249ZM17 196V195H16ZM37 196V195H36ZM62 197H63V199L62 200H64V198H65V201H66V197L65 196H68V194L67 195H61ZM78 196V195H77ZM83 197H81V196H79V197H81V200H84L86 197L84 196V195H82ZM88 196V195H87ZM92 196H94V195H92ZM92 196H90L89 195V198L88 199H90V197H92ZM232 196V195H231ZM236 196V195H235ZM264 196V195H263ZM0 197V198H1ZM15 197V196H14ZM19 197H22L21 195L19 196ZM19 197H17V198H19ZM32 198H33V196H31ZM69 197V196H68ZM68 197H67V199H68ZM112 197V196H111ZM110 196H109V198H111ZM223 197V198H224ZM245 197V196H244ZM260 197V196H259ZM4 198H6V197H4ZM26 198V197H25ZM27 198L24 200L25 202H26V200H27ZM83 198V199H82ZM93 198V197H92ZM105 198V197H104ZM103 198V199H104ZM107 198V197H106ZM109 198H107V199H109ZM127 198V197H126ZM236 198V197H235ZM237 198H239L238 197V195H237ZM245 198V199H246ZM22 200L24 199V198H21ZM31 201H32V199L31 198H29ZM35 199V198H34ZM57 199V198H56ZM55 199V200H56ZM58 199H60V198H58ZM57 199V200H58ZM75 199H77V198H75ZM78 199H80V198H78ZM77 199V201L76 200H74V201H76L77 202V205L78 206H80V208L83 206V205H81V203H80V201L81 200H78ZM88 199H85L84 201H87ZM112 200L114 199L113 197L111 198ZM124 199V198H123ZM249 200L248 201H250V199H251V197L250 198H248ZM259 199V198H258ZM261 199H263V198H261ZM29 200V201H30ZM54 200V199H53ZM111 200V201H112ZM124 200H127V199H124ZM230 200V199H229ZM232 200V199H231ZM255 199H253L251 202H254V205H256V203H255V201L256 202H258V203H260L261 201H264V200H255ZM8 201H9V199H8ZM8 201H5V202H8ZM12 201V200H11ZM31 201L29 202V203H31ZM36 201V202H35ZM35 201H33V202H35L36 204H38L37 203V200H35ZM108 201V205L111 203H113L115 200H113L112 202H110L109 200H107ZM27 202H28V200H27ZM32 202V203H33ZM48 202V203H47ZM51 202V201H50ZM73 202V201H72ZM80 203V205H79V203ZM90 202V201H89ZM89 202H86V203H89ZM110 202V203H109ZM126 201H124L123 203H125ZM229 203H230V201H228ZM228 202H226V203H228ZM232 202V201H231ZM251 202H250V204H251ZM21 203H23V201H21ZM20 203V204H21ZM51 203H53V201L51 202ZM60 203H61V207H62V201H60L59 202V204L57 203V205H59L60 206ZM65 203V202H64ZM67 203V202H66ZM67 203V204H68ZM82 203H85V202H82ZM85 203V204H86ZM127 203H129V202H127ZM133 203H135V202H133ZM246 203H248V202H246ZM19 203H18V205H20ZM23 204H26V203H23ZM35 204V205H36ZM109 205V209L111 210V206L112 205H114V204H112V205ZM117 205H118V202L116 203ZM130 205L132 204V203H129ZM232 203H230V204H226V205H228V207H229V205H231ZM233 204H234V202H233ZM249 204V205H250ZM22 205V204H21ZM27 205V204H26ZM34 205V204H33ZM33 205H31L32 207H34ZM66 206V204H63V207H65ZM130 205H128V204H126V206L125 205H123V206H125V207H128V206H130ZM245 205V204H244ZM252 205H253V203H252ZM262 205H264V204H262ZM261 205V206H262ZM23 207H24V205H22ZM22 206H21V208H22ZM28 207L30 206L29 204L27 205ZM37 206V205H36ZM50 205H49V207L50 208H52ZM68 206V205H67ZM77 206V207H78ZM115 206V205H114ZM119 206H122V205H119ZM118 206V207H119ZM132 206H133V204H132ZM234 206V205H233ZM239 206H238V210H239ZM259 206H260V204H259ZM258 206V207H259ZM46 207V206H45ZM44 207V208H45ZM48 207V206H47ZM70 207V206H69ZM76 207V208H77ZM124 207V208H125ZM246 207V206H245ZM249 207V206H248ZM248 207H246L247 209H249ZM263 207V206H262ZM16 208H18V207H16ZM20 208V207H19ZM26 208V210H28V208L27 207H25ZM79 208V209H80ZM82 208H84V207H82ZM116 210H120V209H117L116 207H114ZM114 208H113V210L112 211H115L114 210ZM133 208H135V207H133ZM231 208V207H230ZM232 208H234V207H232ZM236 208V207H235ZM264 208V207H263ZM32 209V208H31ZM126 209V208H125ZM132 209V208H131ZM130 209V210H131ZM255 209V208H254ZM36 210V211H37ZM45 210V209H44ZM43 210V211H44ZM83 210V209H82ZM122 210V209H121ZM129 210V211H130ZM133 210V209H132ZM20 211V210H19ZM18 211V212H19ZM111 211V212H112ZM123 211V210H122ZM128 211V212H129ZM235 211H237V210H235ZM241 211V210H240ZM245 211H247V212H249L248 210H246L245 209ZM252 211V210H251ZM254 211H257V209L256 210H254ZM260 211V210H259ZM16 212V211H15ZM26 212V211H25ZM28 212V211H27ZM26 212V213H27ZM30 212V211H29ZM80 212H81V214H82V211L80 210ZM117 212V211H116ZM116 212H114V213H116ZM130 212H132V211H130ZM133 212H135V211H133ZM25 213V215L27 216V214H29V213H27L26 214ZM35 213H37V212H35ZM108 213H110V211L108 212ZM113 213V214H114ZM236 213H238V212H236ZM258 213V212H257ZM20 214H24V213H22L21 211H20ZM117 214H119V216H121V213H119V211H118V213ZM116 214V215H117ZM128 214V213H127ZM246 214V213H245ZM255 214H256V212H255ZM260 214H261V211H260ZM10 215V216H9ZM24 215V216H25ZM30 215L32 216V214L30 213ZM111 215V214H110ZM115 215V216H116ZM125 215V214H124ZM254 215V214H253ZM257 215V214H256ZM14 216V215H13ZM36 216V215H35ZM37 216H38V214H37ZM112 216V215H111ZM114 216V215H113ZM114 216V217H115ZM119 216H116L114 219L116 220V221H118L119 219H120V217ZM123 216V215H122ZM262 216V218L260 217V216H258V217H260L261 219H260V221L261 220H263L264 218H263V215H261ZM82 217H84V218H82ZM108 217H109V215H107V220H109L108 219ZM117 217H119V219L117 218ZM125 217V216H124ZM129 217V216H128ZM255 217H257V216H253V218H255ZM18 218V217H17ZM30 218V217H29ZM39 218H41V216L39 217ZM113 218V217H112ZM130 218V217H129ZM30 219H32V218H30ZM34 219V218H33ZM118 219V220H117ZM124 219V218H123ZM127 219V218H126ZM259 219V218H258ZM110 220H112V219H110ZM109 220V221H110ZM130 220V219H129ZM136 220V218H134V220H133V222ZM251 220H252V218H251ZM31 221V220H30ZM122 220L120 219L119 221H118V223L119 222H121ZM127 222H129L128 220H126ZM22 222V221H21ZM27 222H28V220H27ZM36 221H34V223H35ZM124 222H125V219H124ZM131 222H132V219H131ZM253 222V221H252ZM251 222V223H252ZM23 223H25V222H23ZM37 223V222H36ZM39 224H41L42 225V223H40V222H38ZM89 223V224H88ZM138 223V222H137ZM256 223H257V221H256ZM28 224V223H27ZM107 224V225H106ZM134 224L137 226H139V224H136V222H134ZM255 224V223H254ZM87 225H89V226H87ZM109 225V226H108ZM116 225H118V224H116ZM124 226H125V223L123 224ZM127 225H129V224H127ZM132 226H133V223L131 224ZM225 225H223V226H225ZM250 225H252V226H250ZM260 225V224H259ZM29 226V225H28ZM35 226H36V224H35ZM87 226V227H86ZM121 226V225H120ZM137 226V227H138ZM261 226V225H260ZM23 227V226H22ZM99 227H102V228H99ZM123 227V226H122ZM140 227V226H139ZM138 227V228H139ZM218 228H219V226H217ZM254 227V226H253ZM256 227V226H255ZM259 227V226H258ZM30 230H31V228L30 227H28ZM36 228V227H35ZM47 228L49 229V228H51V231H47ZM116 228V227H115ZM115 228L113 229L112 228V230L114 231L115 230ZM118 228V227H117ZM116 228V229H117ZM120 228V227H119ZM118 228V229H119ZM128 228V227H127ZM141 228V227H140ZM143 228V227H142ZM261 228V227H260ZM263 228V227H262ZM23 229V228H22ZM91 229H92V227H91ZM90 229V230H91ZM101 229V230H100ZM122 229V228H121ZM134 228H131V231L133 230ZM137 229V228H136ZM234 229H232V230H234ZM259 229V228H258ZM26 230V229H25ZM77 230V229H76ZM80 230V229H79ZM83 230V229H82ZM85 230V229H84ZM83 230V231H84ZM112 230H111V232H112ZM120 230V229H119ZM123 230V229H122ZM122 230H121V232H122ZM128 230H130V228H128ZM225 230V228L223 227V231ZM228 230V229H227ZM236 230H235V232H236ZM261 230V229H260ZM22 231V230H21ZM28 231V230H27ZM82 231V232H83ZM123 231H125V230H123ZM135 231V230H134ZM138 231V230H137ZM81 232V233H82ZM85 232V231H84ZM83 232V233H84ZM85 232V233H86ZM115 232V231H114ZM117 232H120V231H117ZM142 232V231H141ZM141 232H138V233H140L141 234ZM144 232V231H143ZM236 232V233H237ZM263 232V231H262ZM27 233V232H26ZM77 233H78V230H77ZM81 233H80V235H81ZM84 233V235L83 236H85V238H87L86 236L88 235V234H85ZM89 233V232H88ZM92 233H90V235L92 234ZM102 233V232H101ZM104 233V232H103ZM109 233V231H107V234ZM132 233H133V231H132ZM135 233V232H134ZM134 233H133V236H134ZM264 233V232H263ZM76 234V233H75ZM97 234H98V236H97ZM106 234V233H105ZM114 234V233H113ZM115 234H116V232H115ZM121 234V233H120ZM123 234H125V232L123 233ZM126 234H130V235H128V236H130V238H131V233H126ZM137 234V233H136ZM135 234V235H136ZM140 234L138 235V236H140ZM231 234H233V232H231ZM117 235V234H116ZM228 235V234H227ZM226 235V236H227ZM230 235V234H229ZM240 235V234H239ZM242 235H240V236H242ZM117 236H119V235H117ZM137 236V237H138ZM77 237H80L79 236V234H77V236H76V238ZM92 237V236H91ZM104 237V236H103ZM106 237H108V235L107 236H105V239H106ZM113 237V236H112ZM127 237V236H126ZM137 237H135V238H137ZM243 237V236H242ZM81 238V237H80ZM84 238V237H83ZM120 238H121V235H120ZM124 238H125V236H124ZM123 238V239H124ZM130 238H128V239H130ZM139 238V237H138ZM236 238V239H237ZM104 239V238H103ZM104 239V240H105ZM108 240L110 239V238H107ZM125 239H127V238H125ZM132 240L130 241L131 243H133L134 241V239L133 238H131ZM244 239V238H243ZM260 239V240H261ZM90 240H91V238H90ZM93 241H94V239H92ZM91 240V241H92ZM111 240V239H110ZM109 240V241H110ZM115 240V239H114ZM138 240V239H137ZM236 242H234V241ZM84 241V240H83ZM88 241H89V239H88ZM106 241V240H105ZM116 241V240H115ZM115 241H111V242H115ZM118 241H119V237H118ZM125 241V240H124ZM133 241V242H132ZM141 241H142V239L140 240V242L139 243H141ZM78 242H81V239H80V241L78 240ZM102 243L101 244H103V241H101ZM117 242V241H116ZM123 242V241H122ZM127 242H128V240H127ZM127 242L125 241L124 242V244L123 245H125V243L127 244ZM247 242V241H246ZM260 242H262V241H260ZM86 243L88 244V242L86 241ZM91 243V242H90ZM93 243V242H92ZM105 243V242H104ZM118 243V242H117ZM117 243H115L116 245V247H118V245H117ZM244 243V242H243ZM253 243V242H252ZM263 243H264V241H263ZM83 244V243H82ZM97 244H98V242H97ZM100 244V243H99ZM99 244H98V246L96 247V245L94 246V247H96L95 248V250H93L94 248H92V249H90V250H92V251H95L96 253L97 252H99V251H96L97 249H100V248H98L99 247ZM100 244V245H101ZM113 244V243H112ZM130 244V243H129ZM249 244V243H248ZM248 244L246 243V245L248 246ZM77 245H79V244H77ZM76 245V247H78ZM86 245V244H85ZM90 245V244H89ZM94 245V244H93ZM104 245V244H103ZM103 245H101L102 246V249H103ZM137 245V247H138V244H136ZM136 245L134 246V248L136 247ZM256 245H258V244H256ZM261 245V244H260ZM72 246H74V247H72ZM88 245H86V247H83V248H88L89 249V247H91V245L90 246H88ZM106 246H107V243H106ZM109 246V248H110V246H112L111 244H109L108 245ZM114 246V245H113ZM112 246V247H113ZM126 246V245H125ZM125 246H123V247H125ZM130 246V245H129ZM133 246V245H132ZM131 246V247H132ZM142 246V247H143ZM245 246V245H244ZM262 246V245H261ZM246 247V246H245ZM251 247V246H250ZM253 247V246H252ZM263 247H264V244H263ZM78 248H80V247H78ZM115 248V247H114ZM119 248V247H118ZM121 248H122V246H121ZM126 248V247H125ZM128 248V247H127ZM138 248H141L140 246L138 247ZM247 248V247H246ZM245 248V249H246ZM262 248V247H261ZM260 248V249H261ZM76 249V248H75ZM85 249H83L82 250V252L85 250ZM101 249V250H102ZM107 248H105V251L107 252V251H109L110 249H107ZM116 249V248H115ZM120 249V248H119ZM118 249V250H119ZM132 249H133V247H132ZM142 249V248H141ZM247 249H250L249 247L247 248ZM264 249V248H263ZM79 250V249H78ZM87 250V249H86ZM86 250H85V252H86ZM101 250H100V252H101ZM123 250V252L120 250V252H119V254H121V252H122V254L123 255H126L125 253L126 252H128L129 250L128 249H125L126 250V252L124 251V249H122ZM128 250V251H127ZM262 250V249H261ZM75 251V250H74ZM74 251H73V254H75L74 253ZM103 251H104V249H103ZM104 251V252H105ZM114 251H117V250H114ZM135 251H137V252H135ZM138 251H139V249L138 250H133V252L134 253H137V254H140V252L138 253ZM143 251V250H142ZM254 251V250H253ZM258 251H260V250H258ZM78 252H81L80 250L78 251ZM85 252H83L82 254H84V255H87V253L85 254ZM103 252V253H104ZM110 252V251H109ZM130 252V251H129ZM251 252V251H250ZM89 253H91V252H89ZM93 253L94 252H92V255H93ZM103 253L101 252V255L103 256ZM110 253H112V252H110ZM114 253V252H113ZM132 253V252H131ZM254 252H251V254H253ZM259 253H261V252H259ZM78 254H81V253H78ZM97 254H99V253H97ZM115 254H118L117 252L115 253ZM119 254L118 255H115V257L116 256H118V259H119ZM122 254L120 255V257L122 256ZM145 254V252L143 253V255ZM167 254V253H166ZM94 255H96V254H94ZM101 255H99L100 257H101ZM105 255V254H104ZM108 255H109V253H108ZM129 255H130V253H129ZM136 255V254H135ZM134 255V256H135ZM254 255V254H253ZM257 255H258V252H257ZM256 255V256H257ZM107 256V255H106ZM109 256H111L112 257V255H109ZM150 256V257H151ZM166 256V255H165ZM168 256H169V254L167 255V257L166 258H168ZM263 256H264V254H263ZM75 257V256H74ZM88 258H89V256H87ZM97 257V259H98V255L96 256ZM110 257V258H111ZM126 257V258H125ZM133 257V256H132ZM132 257H130L131 259H132ZM138 257H139V255H138ZM142 257V256H141ZM145 257V256H144ZM147 257V256H146ZM84 258L85 257H83V259L82 260H84ZM94 258V257H93ZM102 258V257H101ZM105 258V257H104ZM106 258H109L108 256L106 257ZM124 258L125 259H128L127 258V255L126 256H124ZM123 257H122V259H124ZM140 258V257H139ZM161 258H163V256L161 257ZM165 258V257H164ZM165 258V259H166ZM169 258V259H170ZM246 258V257H245ZM244 258V259H245ZM74 259H76V258H74ZM77 259H79V263L82 261H80V258H77ZM97 259H95V260H93V259H91L92 261H94V262H96V260ZM118 259L117 260H114V259H112V264H126L127 262H123V261H120V259H119V261H118ZM121 259V260H122ZM141 260H142V258H140ZM140 259H136V260H140ZM146 259V258H145ZM148 259H150V258H148ZM152 259V258H151ZM152 259V260H153ZM252 259H253V257H252ZM259 259V258H258ZM261 259V258H260ZM99 260H100V258H99ZM106 260V259H105ZM111 260V259H110ZM109 260V261H110ZM135 260V259H134ZM140 260V261H141ZM246 260V259H245ZM85 261H87V260H85ZM89 262H90V259L88 260ZM102 261V260H101ZM104 261V260H103ZM103 261H102V263L101 264H105V262L103 263ZM108 261V260H107ZM108 261V262H109ZM127 261V260H126ZM130 261V260H129ZM137 262V263H143L144 261H142V262ZM146 261V260H145ZM159 261H160V259H159ZM161 261H163V260H161ZM160 261V262H161ZM171 261H172V259H171ZM253 261H254V259H253ZM253 261H249V262H252V264H253ZM264 261V260H263ZM14 262V261H13ZM75 262V263H74ZM88 262V263H89ZM108 262H106V264H109ZM135 261H131L130 263H134ZM157 262V261H156ZM155 262V263H156ZM164 262V261H163ZM165 262H166V260H165ZM167 262H169V261H167ZM239 262H240V260H239ZM247 263L246 264H248V261H246ZM1 263V262H0ZM83 263H87V262H83ZM83 263H81V264H83ZM87 263V264H88ZM92 262H90L89 264H91ZM97 264L99 263L98 261L96 262ZM136 263V262H135ZM146 263H147V261H146ZM151 262H149V264H150ZM158 263V262H157ZM156 263V264H157ZM263 263V262H262ZM8 264V263H7ZM10 264V263H9ZM11 264H13V263H11ZM16 264V263H15ZM152 264H154V262L152 263ZM160 264V263H159ZM164 264V263H163ZM166 264V263H165ZM250 264V263H249ZM255 264H256V262H255Z\"/></svg>","mask_w":264,"mask_h":264},{"label":"rangeland","instance_id":"2","mask_svg":"<svg viewBox=\"0 0 264 264\" xmlns=\"http://www.w3.org/2000/svg\"><path fill=\"white\" fill-rule=\"evenodd\" d=\"M6 0H3L1 3V5H0V25H2V24H7V22L5 21V19L7 20V18H8V20H10V24L12 23L13 24V26H11V28H10V30L12 29L13 30V32H15V30L16 29H18L17 31H16V33L19 35V38L18 39H16L14 42H13V44L11 45H9V44H7L5 41H6V39H4L5 41H1L0 40V54L2 53V54H4L6 51H4V49H6L7 50V52H6V54L9 56V58L11 59H9L8 57H6V56H4V55H6V54H4V55H0V69L1 70H4V72L6 73V75H4V76H1L0 75V89L1 90H3V88L4 87H6V88H4L5 90H3V91H0V92H4L5 91V93H7V94H9V96L11 97V98H14L15 97V95H14V93H12V90H14V89H16V91H17V96L15 97L16 98V103L13 105V107L15 108L16 107V109H15V112L13 111V109L14 108H10L9 110H6V111H0V118L2 119L1 121H0V138L2 139V140H0V141H2L1 143H0V150H2V149H5V150H3L4 151V153H6L8 156H9V158H8V156L6 155V161L7 162H9V160H10V163H8V164H10V166L11 167H13L14 168V170H16V172H17V174H18V176H20L21 178H23V180H25V182L26 181H28V179H30L29 181L31 182L32 180V178L33 177H31V176H33V171H35V170H32V168L31 167H34L33 169H36L37 170V172L35 171V178H34V182L33 183H31V184H33L32 186H30L29 185V183L30 182H26V186H24V187H26V188H28L27 186L29 185V189H26V188H22L23 189V191L21 190V188H17L16 189V191H18V189H19V191H22V193H23V195L21 194V193H19V191L18 192H15V197L13 196V198H10L7 194H6V192L4 191V189L2 190V188L4 187L3 186V184L2 183H0V190H2V192H4L5 194H2V192L0 191V193L2 194V197L0 198V200H2V202L3 203H9V202H14L15 200H17L18 199V201H16V202H14V203H21V201H23V203H26L27 205L29 204L30 206L28 207L26 204H23V203H21L22 205H24V207L20 204V205H18V203H17V206L16 205H14L13 207H12V209H11V213H12V215H11V217H14L15 219H17L20 223H21V230H19V233L21 234V236H28V234L32 231V230H37L39 227H43L44 226V222H43V220H45V217L47 216V215H49V213H48V211L50 210V211H52V209H53V207L51 206V205H53L56 201V204H54V205H56V207L54 206V208H62L63 210L62 211H65V210H69L68 208H72L73 206H71L72 204L75 206V207H73V209H76L75 210V212H78V210H79V212H78V214L81 216V215H83V211H84V213H85V208L87 207L86 205H91L92 203H93V200L95 199V197H97L95 194H98L99 193V191H101L102 189H103V191H101L100 192V194H98V196H101L100 198H102L104 195H106V193H107V195L106 196H104L103 198H102V201H104L103 203L106 205V207H108L107 209H105V211L104 212H107V213H105V216L107 217V215H109V217H108V219L110 220V219H112V220H107V218L106 217H104V220L106 219V221H108L109 222V224L110 225H113L115 222V226L113 227H109L110 229H108L107 231H109V233L107 234V231H104V230H106V226H103V225H105V223L103 224V225H101L102 227H99V228H102V230L103 231H100V233L99 234H103L102 236L100 235V236H98V234H97V236L98 237H100V239H101V237H102V239L100 240V242L97 240V242H98V244L100 243H102L101 241H103V244H101V245H103V249H104V251H105V248H107V249H110L109 251L110 252H112V253H110L109 251H103V249H102V246L99 244V247L98 248H100V249H97L96 251H99V252H97V253H99V254H97L95 251H92V250H90V249H92V248H94L93 250H95V248L98 246V244H97V242L95 243V240L96 239H99V238H97L96 237V239H95V236H96V234H95V232H90V231H96V228H93V226H91V224H90V229H91V227H92V229L90 230V229H88V232H86L87 231V226H89V225H87L86 227L87 228H83V227H80V226H84V225H86L87 224V222L89 221L88 219H89V217H88V215L87 214H84V216H86L85 217V219H83L84 221L85 220H87V221H85L86 223L85 224H83V225H79V227L77 226V228L75 227V228H72L73 230L71 231V233L72 234H70V232H69V235L71 236V235H73V236H77V234H79V236L81 237H77L76 238V236L74 237L75 239L74 240H72V241H75V240H77V241H75V242H73V245L75 246V248L74 249H72L71 248V254H72V256H73V260L74 261H78V264H81V263H83V262H89L88 260L90 259V262H92L91 264H97L96 262L98 261L99 263L98 264H101L102 263V261H103V263L106 261V262H108L110 259V261L108 262L109 264H112L111 262H112V259H114V260H117L118 259V256H116L115 257V255H118L119 254V252H120V250L123 252V250L122 249H124V251L126 252V250L125 249H130L128 252H126L125 254L127 255V258L128 259H125L124 258V256H126V255H123L122 254V252H121V254H122V256L120 257V255L121 254H119V259H120V261H123L124 263L125 262H127L126 264H132V263H130L131 261L133 262V261H135L133 264H141V263H137V262H139L141 259L140 258H142V260L140 261V262H142V261H144L142 264H149V262H151L150 264H152L153 262H154V264H156L157 262V264H172L173 263V259L174 258H170V256H173L172 255V252H169L168 250L167 251H163L162 253H164V254H161L162 256H163V258H161L162 256H160V257H158V256H156V258H155V260L153 259V256H148L149 255V253L144 249V239L145 238H143V237H145V236H142L143 234H145V228H144V226L142 225V222H141V220L140 219H138L137 217H136V205H137V201L136 200H133V199H131V198H129V196H127V194L125 195L124 194V196H123V198L124 199H127V200H124L123 198H122V203H119V202H121V201H118L117 200V202H118V205L116 204L117 202H116V197H114L115 195L111 192V188L108 186V184L110 183L109 181H112L113 180V174L111 175V173H114L115 171L116 172H119L120 170L119 169H122V171H120V172H123V170L125 171V163H124V161L123 160H121V159H116V158H114L115 156L114 155H111L112 153H110V151L109 150H106L105 151V153L103 154V156H105V157H107V158H110V159H113L112 160V162L113 163H115V164H118V162L119 161H121V163L119 162V165H116V166H112V165H114L113 163H109L110 164V166H109V164H108V168H107V171H108V169H110L111 168V170H113L112 169V167H116L113 171H111L110 170V172L108 171H105V170H102L101 169V171L100 170H93V171H89L88 170V168L86 169L85 168V166H84V163H83V156L84 155H81L82 153L84 154L85 152L84 151H88L89 149H91V150H96V149H98L99 147H100V145H102V143H103V138H99L98 139V137H95L96 135L97 136H99L98 135V132H101L100 131V129L103 131L105 128H103V122H104V120H105V125L107 124V122H109L110 120L112 121L113 120V118H114V116H115V111L113 110V109H109V107H108V109L110 110V113H109V110L107 111V110H103V109H99L98 111L99 112H97L93 117H91V116H87L86 117V115H84L85 117H81L83 114H75V112H76V108H75V106L73 107V105H72V103H70V102H66V104H65V102H63V104L61 105V101L60 100H62V98H61V92L64 90V88H66V80L67 79H69L68 78V76H69V69L67 68L66 69V65H68V60H66V59H68V57H67V55H65L64 53H62V52H57V51H53V48L52 47H50V46H52L53 44H57L58 42H59V40H61L60 42H59V44L62 42V40H63V37L59 34L58 35V29H57V27L55 26V24H53V23H55V22H62V21H64L65 19V21L63 22V24H65V26H67L68 27V29L71 27V29H69V31L71 32V34H73L74 32H75V29L76 28H78V25L79 24H77L78 22L80 23V20H77V18H76V20H75V18L73 19V22H70V18H69V16H70V14L71 13H74L75 11H79L78 13L80 14V15H82L83 14V12L84 11H89V8H91V7H93V6H100V8L102 7L103 9H105V10H108V8H111L110 6H111V3L110 2H113V1H116V4H123V1L124 0H109V2H108V0H83V3H81V2H79V1H81V0H79V1H74L75 3H73V2H71V6H70V4H64V3H62V4H60L61 3V0H48V2L50 1V3H48L47 1V3H48V5H47V3L44 1V0H41L42 2H39V3H37V5H36V2H38V0H35L36 2H34V0L31 2V4H30V0H23L24 2H22V0H14V2L16 3V5H15V3H14V5L13 4H11L10 2H7V1H11V2H13L12 0H7L6 2L9 4H5L6 2H5ZM19 1V2H18ZM21 1V2H20ZM28 1V5H26V7H28V8H24L25 6V4H23V3H25V2H27ZM52 1V2H51ZM53 1H54V5L52 4L53 3ZM59 2V5H58V2ZM95 1V2H94ZM158 1V2H157ZM164 1H165V3H164ZM175 1H179V0H175ZM174 0H137V2H138V4L141 6V7H143V8H149V10H156V9H160V6H162V4L164 5V4H167V5H169V4H171V3H173V2H175ZM224 1V0H223ZM220 2V4H219V11L217 12V16L215 17L216 19H218V20H215V18H214V20L215 21H217V23L215 22V24H217V26L219 25V27H220V24H222L221 25V27H222V29H221V27L219 28V29H217V26L216 25H214L213 26V28H215L214 30L213 29H211L212 31H214L213 32V35L215 36V37H208L209 38V40L210 41H213V42H215L214 40L216 39V38H218L219 39V42L222 40V42L221 43H218V41L216 40V42H215V48H212V49H210L211 47H213V46H211L212 45V42H209L210 44H209V46H210V48H209V54L211 55L212 54V56H210V55H208L207 56V60H208V65H209V63H210V69H208L206 72H205V70H203V71H201V72H203L204 74L205 73H207L208 72V74H209V77H208V75L207 74H203L202 75V73H199V74H197V75H195L194 77H193V95H194V93H195V95L194 96H196L197 98L199 97V96H201V98L203 97L202 95H205L209 90H210V92H212L211 94H214V92H215V89L217 90L218 88H221L220 90L218 89V91H216L215 92V94H217V92L218 93H222V94H220V96H219V94L218 95H215L216 96V98L218 99V100H222V102L224 101L225 102V104L226 105H228V106H224V105H222L223 103H220V101H218V103H217V108L218 107H220V108H222L223 106V109H227L228 107H229V105H230V108H229V110H230V112L228 111V109L227 110H223L222 111V109H220V110H218V109H216V112H217V114H215V115H217V116H215L214 114H213V116H214V119H213V116H212V118H211V116H209V115H207V114H204L203 116L204 117H202V115L201 116H198V120H196V118H195V120H192V122H191V125H190V128H192L191 130H192V132H193V134L194 133H197V134H199V135H203V136H205V138H207L206 137V135L208 136V138L207 139H205L203 136V138L205 139V140H209L210 138H212V140L210 139V141H208V142H210V144H211V150H212V148H214V150L215 151H217L218 150V152H219V149L218 148H220L221 150H220V152L219 153H222V154H217L218 152H215V151H213V152H215L214 154H213V152L211 153V156H205L204 155V158H203V156L201 157V158H203V159H201V158H199V161H197V166H195V167H193L191 170L193 171H191V176L194 178V177H196V175H198L196 178H194V179H196L197 181L199 180L200 182L202 181V182H207L208 181V183H209V186H210V184H211V186H210V188L212 187V188H214L215 187V189H211L212 190V196L214 197L215 195H217L218 194V192H219V199H221V197H222V199H221V202H220V200L218 199V196H217V198H216V196H215V198L220 202V203H222V201H223V203L221 204V206L226 210H228V211H231V210H233L234 209V212H235V214H236V218L238 219V218H241L242 217V215H246L247 217H248V215L249 214H254L255 216H257V217H255V218H253V214H252V217L249 215V220L252 222H250V224H252V225H250V226H252V228L253 229H255L256 230V232L259 230L260 232H257L256 234L259 236H261L262 237V239L260 238V237H258L259 238V242H254V241H251L250 239H248V237H246V236H244V235H242L241 233H239V232H237V230L236 229H234V227L232 226V225H230V224H228V223H226V225H225V222L223 223V225H225V226H220L221 224H222V222H220L221 224H219V222H217L216 223V228H217V233L219 232V234H220V236H223V237H228V238H230V237H232L231 239H234V240H236V242H238V241H240V237H241V241H240V243L238 242L237 244H240V251H239V257H238V261H237V263H241V264H246L247 262L246 261H248V264L250 263V264H252V262H249V261H253V259H254V261H253V264H255V262H256V264H264V256H263V254H264V247H263V241H264V219L263 220H261L260 221V219L262 218V216L261 215H263V218H264V205H262V204H264V201H261L260 203H258V202H256L255 200H264V180H263V176H264V163H262L263 161L262 160H264V158L262 157L263 155H264V110H263V108H262V106H264L263 104H264V100L263 101H261V103H259V101L262 99L261 97H263L264 96V94L262 95L261 93H262V91L264 90V79H262L263 77H264V73H263V71L264 70H262V69H264V66H263V64H264V21L261 19V18H263L264 19V8H263V10L262 11H260L259 13H257L256 15H255V17H254V19H253V21L251 20V21H246L247 20V18L244 16V11L246 10V7H247V9H249V10H255V11H257V8H258V0L257 1H253V0H240L239 2H237V0H225L226 2L225 3H227L228 1H232V3L231 2H229V5H231L230 6V9L229 8H227V5H228V3L227 4H225L224 2ZM107 2V3H106ZM237 2V3H236ZM34 3H35V5H34ZM42 3H44V5H41ZM46 3V4H45ZM106 3V4H105ZM109 3H110V5H109ZM233 3H235V4H233ZM241 3V4H240ZM249 3V4H248ZM18 4H19V6L21 7V5H22V8H24V10L26 9V10H28V12L27 13H25V15H24V13H23V11H22V9H20L19 8V6H18ZM27 4V3H26ZM33 4V5H32ZM56 4V5H55ZM64 4V5H63ZM78 4H79V7L82 9H80L79 7H78ZM92 4V5H91ZM108 4V5H107ZM159 4H160V6H159ZM247 6H246V5ZM7 5H8V7H10V9H7L8 7H7ZM12 5H13V7H12ZM40 5V6H39ZM66 5L68 6V7H66ZM77 5V6H76ZM81 5V6H80ZM88 5H91V7L90 6H88ZM105 5V6H104ZM143 5V6H142ZM228 5V6H229ZM238 5H239V7H238ZM15 6H16V9H15ZM44 7V8H48V7H50L51 8V6H53L52 7V10H54V11H52V12H54V13H58L55 17H54V19H53V17H50L51 16V13L52 12H48L47 10H45L44 8H42V7ZM46 6V7H45ZM106 6H108L107 8H106ZM155 6V7H154ZM158 8H157V7ZM223 6V7H222ZM6 7V8H5ZM36 7V8H35ZM40 7V8H39ZM71 7V8H70ZM239 8V10H238V8ZM257 7V8H256ZM11 8H13V9H11ZM38 8V9H37ZM77 8V9H76ZM156 8V9H155ZM222 8V9H221ZM225 8V9H224ZM237 8V9H236ZM7 9V10H6ZM18 9V10H17ZM29 9H31V11L32 12H34V9L36 10L34 13H32V14H34V16L35 15H37L36 17H31L32 15H31V13H30V10ZM42 9V10H41ZM76 9V10H75ZM235 10V11H232V10ZM7 12H6V11ZM8 10H10V11H8ZM37 10H38V13H37ZM39 10H41V12H39ZM58 10V11H57ZM220 10H221V12H220ZM225 12V13H222L223 11ZM238 10V11H237ZM252 10V11H253ZM13 11V12H12ZM17 11L19 12V11H21V13H23L22 15L21 14H19V13H17ZM65 11H67V12H65ZM226 11H227V14H226ZM231 12V13H229L228 14V12ZM6 12V14H4V13ZM11 14H10V13ZM18 15L17 17H19V19L16 17V16H14V15H16L15 13ZM24 12H26V11H24ZM45 12V13H44ZM222 13L221 15H220V13ZM234 12H236V16L234 17V15H235V13ZM241 13L242 12V14L240 15V14H238V13ZM14 13V14H13ZM29 13V14H28ZM60 13H63V14H60ZM68 13V17H67V14ZM6 17V15H7V17L5 18V17H3V15ZM30 15V16H28V15ZM225 16H227V17H225ZM232 14H234V15H232ZM241 17V18H243V20L244 21H246V22H244L243 20L241 21V18L238 16V15ZM10 15H12V16H10ZM40 15H42V16H40ZM61 15H66L65 17H62ZM221 17H220V16ZM244 17H243V16ZM263 15V16H262ZM22 16V17H21ZM47 16H49V17H47ZM59 16H61V17H59ZM258 18H257V17ZM261 18H260V17ZM16 17V18H15ZM23 17H25V21H26V23H24L25 21H21V20H23L24 18ZM29 17V18H28ZM30 17H31V19H30ZM47 17V18H46ZM57 17V18H56ZM223 17V18H222ZM232 17V18H231ZM3 18H5V19H3ZM14 20H13V19ZM21 18H23V19H21ZM35 18V19H34ZM37 18H40V19H43V18H46V20L48 19V18H50V19H53L52 21L51 20H47V23L49 24V25H51V26H48V28H44L43 26L41 27V26H39V25H37L38 23H35L36 22V19ZM65 18V19H64ZM222 20H221V19ZM237 18V19H236ZM238 18H239V20H238ZM27 19V20H26ZM64 19V20H63ZM233 19V20H232ZM257 19H259L260 21H258ZM2 20H3V22H2ZM33 20H35V21H33ZM38 20V19H37ZM55 20H57V21H55ZM61 20V21H60ZM74 20L76 21V22H74ZM236 20L238 21L237 23L238 24H236V26H235V22H236ZM21 21V22H20ZM78 21V22H77ZM232 21V22H231ZM233 21H235L234 22V24H233ZM255 21V22H254ZM5 22V23H4ZM18 22H20V23H18ZM53 22V23H52ZM218 22H220V24L218 23ZM239 22L241 23V26H240V24H239ZM242 22H243V24H242ZM28 23L30 24V26L28 25ZM31 23H32V27H31ZM33 23H35V24H33ZM76 25H75V24ZM227 23V24H226ZM246 23V24H245ZM249 23H250V26H248L249 25ZM259 23H263V26H262V28H260L261 27V25L262 24H259ZM6 24L4 25V26H6ZM11 24V25H12ZM244 24L246 25L245 27H243L244 26ZM16 25H18V27L16 26ZM28 27H27V26ZM232 25V26H231ZM75 26H76V28H75ZM227 26V27H226ZM229 26V27H228ZM3 27V26H2ZM21 27V28H20ZM22 27H24L23 29H22ZM50 27H53V29L52 28H50ZM56 29H55V28ZM230 27H231V29L233 30V31H235L236 33H237V35H236V33H234L232 30H230ZM250 27V28H249ZM14 28V29H13ZM26 28L27 29H30V30H32V31H34V32H30V30H27L28 32L27 33H29L30 35H32V36H30V35H28V34H26ZM212 28V27H211ZM226 28V29H225ZM227 28H228V32H227ZM234 28V29H233ZM235 28H240V29H236L235 30ZM246 28H249V30L251 31V33L248 31V29H246ZM255 29V32H254V29ZM258 28V29H257ZM22 29V30H21ZM42 29L44 30L43 32H46V33H43L42 32ZM72 29H73V32H72ZM38 30V31H37ZM47 30H48V32H47ZM77 30V29H76ZM193 30V26H191V24H190V21H188L187 20V23H186V27L184 28V30L182 29V30H177V33H188V32H191ZM210 32H209V31ZM208 30H207V35L209 34V33H211V36H213L212 35V32H211V30H210V28H208ZM216 30H217V32H216ZM219 30V31H218ZM226 30V31H225ZM229 30H230V32H229ZM240 30V31H239ZM241 30H243V33H242V31ZM248 32H247V31ZM253 30V31H252ZM36 31V32H35ZM54 31V32H53ZM223 31H225L226 32V34H225V32H223ZM19 32V33H18ZM216 32V33H215ZM244 32H245V34H244ZM259 32H261L260 34H259ZM42 33L43 34H45L44 36L42 35ZM50 33H54V34H50ZM226 36H224V38L225 39H223V34ZM229 33V34H228ZM239 33V34H238ZM250 33V35H252V37L250 36V35H247V34H249ZM253 33V34H252ZM256 33V34H255ZM3 34H4V32H3ZM36 34H38V36L41 34L43 37H41V36H39V38L37 37L36 38ZM48 34V35H47ZM50 34V35H49ZM220 34H222V36H220ZM234 34V35H233ZM241 34H243V35H241ZM36 35V36H35ZM48 37H47V36ZM51 35H52V37H53V41H52V38H50L51 37ZM210 35V34H209ZM208 35V36H209ZM219 35V36H218ZM238 35H239V37H238ZM241 35V36H240ZM255 35V36H254ZM260 35V37H262V38H260V37H257L256 38V40H255V37L256 36H259ZM28 36H30V40L28 39ZM35 36V37H34ZM237 36V38H239V41H238V39L237 38H235ZM247 39V42L249 41V40H251V42H246V39L244 38V37ZM22 37H24V39L22 38ZM47 37V38H46ZM56 37V38H55ZM221 38V40H220V38ZM228 37H231L230 38V40H229V38ZM233 37V38H232ZM247 37H249V38H247ZM251 37V38H250ZM254 37V38H253ZM40 38H42V40H44L45 38V40H44V42H46V44L47 45H49L50 43V50L51 51H53V52H51L50 50V52H48V49H49V47L48 46H46V44L43 42V41H38V39L40 40ZM49 38V39H48ZM242 38V39H241ZM212 39V40H211ZM214 39V40H213ZM227 39V40H226ZM243 39H245L244 40V43H243ZM263 41H262V40ZM47 40V41H46ZM58 40V41H57ZM224 40H225V42H224ZM234 40H236V44H235V41ZM19 41H21V42H19ZM32 41H35V42H32ZM57 41V42H56ZM229 41H231V43L230 44H228V42ZM253 41H255V43L253 42ZM260 41V42H259ZM5 42V43H4ZM26 42V43H25ZM42 42V43H41ZM49 44H48V43ZM52 42H53V44H52ZM232 42H233V44H232ZM237 42H239V45L237 44ZM246 42V43H245ZM41 45V47H44V45H42V44H45V49H46V51H45V53L47 54V56H46V54L44 53V50L45 49H43V51L41 52V51H37V50H42V49H37L36 50V48H41L40 47V45ZM216 43H217V45H216ZM225 43H227V45L225 44ZM242 43L244 44V45H242ZM251 43L253 44L252 46L254 47V48H252V46H251ZM6 44V45H5ZM246 44H247V47L245 48V46H246ZM254 44H256L255 46H254ZM259 44H261V45H259ZM4 45V47H2V46ZM18 45V46H17ZM29 45V46H28ZM31 45V46H30ZM223 45V46H222ZM233 45H235V46H233ZM238 47H237V46ZM6 46H7V48H6ZM12 46H15V48L14 47H12ZM24 46V47H23ZM35 46H37L36 48H34ZM250 46V47H249ZM256 46L258 47V48H256ZM16 47L18 48L17 50H16ZM30 47V48H29ZM31 47H32V49H31ZM87 46H85V48H83L82 49V52L83 53H85V51L87 52H89V48H86ZM224 47V48H223ZM227 47L230 49V51H229V49H227ZM243 47V48H242ZM1 48H4L3 50L1 49ZM22 48V49H21ZM28 48H29V50H28ZM33 48H34V50H33ZM219 48V49H218ZM221 48V49H220ZM241 50H240V49ZM248 48V49H247ZM250 48H252V49H250ZM10 49V50H9ZM86 49H88V50H86ZM225 49V50H224ZM244 49L249 53V54H251V55H255L256 57H257V61H255L256 60V57H252L251 55V57L249 56L248 57V53L246 52V51H244ZM250 49V50H249ZM255 49V50H254ZM257 49V50H256ZM9 50V51H8ZM232 50V51H231ZM249 50V51H248ZM260 50V51H259ZM261 50H263L262 51V53H261ZM17 51V52H16ZM20 51H22L21 52V55H20ZM225 51V52H224ZM227 51V52H226ZM33 52V54H31V53ZM38 52V53H37ZM41 52V53H40ZM88 52L87 53H85L84 55L86 56V55H88ZM212 52V53H211ZM217 52V53H216ZM229 52V53H228ZM239 54H238V53ZM245 52V53H244ZM255 52V54H253ZM258 52H260V53H258ZM12 55L11 57H10V54ZM25 53V54H24ZM34 53H37V54H34ZM40 53V54H39ZM60 54V55H58V54ZM243 55H241V54ZM18 54H19V56H18ZM28 54H29V56H28ZM40 55V57H38L37 58V55ZM51 54V55H50ZM53 54V55H52ZM152 54H157L156 52H154V53H152ZM151 54V55H152ZM215 54V55H214ZM258 54L259 55H261V56H258ZM25 55H27L26 57L28 58H26L25 57ZM36 55V56H35ZM44 55V56H43ZM62 55H63V58H62ZM214 55V56H213ZM246 55V56H245ZM31 56V57H30ZM166 56V55H165ZM167 56H168V64H170V65H168L167 67H166V65L167 64H165V63H167ZM166 57H164V56H158V60L161 62V64L160 65H162V67H163V65H165L163 68H162V70L164 69V68H166L165 70H163V71H161V70H158L157 72H156V75H157V77L160 79V81H167V79H168V74H171V72H172V70H170V69H173L174 68V64H175V60H174V58H173V60L171 61V58H172V56H169V55H167ZM239 56V57H238ZM17 59V58H24L23 60V63L22 64H24L25 63V61H26V64H25V66H23V67H25V69H24V71H23V67H22V69H20V70H18V68H17V66H16V63H15V58ZM36 57V58H35ZM45 57V58H44ZM47 57V58H46ZM51 57V58H50ZM60 57V58H59ZM164 57V58H163ZM245 58V59H243V60H241L242 58ZM246 57H248L247 59H246ZM261 57V58H260ZM13 58H14V60H13ZM39 58H41V59H39ZM42 58H44L45 60H42ZM48 58H50V60L48 61L47 59ZM64 58H65V60H64ZM170 58V59H169ZM254 58H255V60H254ZM260 58V59H259ZM2 59V60H1ZM9 59V60H8ZM33 59H36V60H33ZM62 59V60H61ZM258 59H259V61H258ZM64 60V61H63ZM222 60V62H220ZM238 60V61H237ZM244 60H245V62H244ZM247 60V61H246ZM248 60H249V62H248ZM250 60H254V62H252V61H250ZM260 60H261V65H262V67L259 69V67L261 66L260 65ZM2 61H3V63H2ZM11 61V62H10ZM33 61V62H32ZM45 61V62H44ZM62 61H63V63H62ZM175 61V62H174ZM213 61V62H212ZM215 61V62H214ZM235 61H237V63H242V67H240V66H238V65H240V64H235L236 62ZM239 61H241V62H239ZM245 63H243V62ZM30 63V65L31 66H29L28 67V65H29V63ZM59 62H61V63H59ZM66 62H67V64H66ZM170 62V63H169ZM174 64H173V63ZM212 62V63H211ZM246 62H248V63H246ZM253 64H255V65H252V63ZM258 62V63H257ZM40 63H42V65L40 64ZM55 63V64H54ZM57 63V64H56ZM249 63H251V65H252V67H251V65L249 64ZM257 63V64H256ZM6 64V65H5ZM9 64V65H8ZM40 66H39V65ZM47 64V65H46ZM49 64H50V68H48L49 67ZM65 64V65H64ZM246 64H247V66H246ZM249 64V65H248ZM212 65L214 66V68L212 67ZM233 65V66H232ZM234 65H235V68H234ZM236 65H237V67H236ZM258 65H260V66H258ZM26 66H27V69H26ZM34 66V67H33ZM37 66H39L41 69H39V67H37ZM41 66H43V67H41ZM223 66V67H222ZM225 66V67H224ZM233 67V69H236V70H232V67ZM253 66H254V68H256L257 66H258V68H257V70L255 69V70H253L254 68H253ZM256 66V67H255ZM4 67V68H3ZM9 67V68H8ZM12 67V68H11ZM14 67H15V69H14ZM31 67H33L32 69H31ZM44 67H45V70H47V69H49V71H47V73L44 75V77H43V75H41V76H39V73H35L34 71H32V70H35V68H36V70L35 71H41V72H43L42 70H44ZM61 68V70H59L60 68ZM67 67H69V66H67ZM214 69L213 70V74L214 75H216V76H212V78H215L218 82H220V85L222 86L223 84H225V85H223V88H224V86L227 88V90L224 88H222V87H220V85H219V83H217L216 82V80L215 79H213V80H215L214 81V83L213 82H211V81H213V80H210V79H212L211 78V76H210V71H212V68ZM227 67V68H226ZM229 67V68H228ZM231 67V68H230ZM239 67H240V69H242V70H240L239 69ZM247 67V68H246ZM53 68V69H52ZM16 69H17V71H16ZM52 70V72H51V70ZM54 69H56V70H59L60 71V73L61 74H63L62 75V77H61V74L60 73H56L57 71L56 70H54ZM221 69V70H220ZM237 69H239V70H237ZM245 69V70H244ZM66 70V71H65ZM169 70H170V73H169ZM219 70H220V73H219ZM223 70V71H222ZM248 70V71H247ZM259 70H260V72H262L260 75H263V76H258V73H260L259 72ZM58 71V72H59ZM65 71V72H64ZM167 71H168V73H167ZM218 71V72H217ZM227 71V72H226ZM229 71V72H228ZM234 71V72H233ZM235 71L240 75V76H235V75H238V74H235ZM242 71V72H241ZM246 71V72H245ZM16 72V73H15ZM18 72H20V73H18ZM249 72V73H248ZM254 74H253V73ZM258 72V73H257ZM15 73V74H14ZM18 73V74H17ZM22 73L24 74V75H22ZM65 73V74H64ZM164 73H165V76H164ZM167 73V74H166ZM233 73H234V75H233ZM246 73L248 74V76H249V74H250V76L249 77H246L247 75H246ZM36 74V75H35ZM52 74V75H51ZM54 74V75H53ZM59 74V75H58ZM211 74H212V72H211ZM227 74V75H226ZM19 75V76H18ZM22 75V76H21ZM51 75V76H50ZM65 75V76H64ZM67 75V76H66ZM227 76L226 78H224V76ZM229 75L231 76L230 77V79L231 78H233V79H235V77L237 78V77H241V80H242V82H243V84L239 81V79L240 78H237L238 79V81H237V79H235V81H237V82H235V81H232V83L233 82H235V85H234V83L232 84V83H230L231 82V80H229L228 78H229ZM232 75H233V77H232ZM246 75V76H245ZM257 75V76H256ZM11 76V77H10ZM56 76H58V77H56ZM64 76V77H63ZM160 76V77H159ZM163 76V77H162ZM199 76H200V81H199ZM218 76H219V78H218ZM223 76V77H222ZM244 76V77H243ZM19 78V80H17L18 78ZM38 78V79H40V80H38V79H35V78ZM41 77V78H40ZM50 77H53V79H51ZM202 77H205L204 79L202 78ZM221 77V78H220ZM243 77V78H242ZM43 78H47V80H45V79H43ZM49 78V79H48ZM55 78H60V80H56ZM63 78H65V81H63L62 79ZM167 78V79H166ZM183 78H186V77H183ZM182 78V80H185V79H183ZM206 78L209 80H207V82L208 83H206ZM218 78V79H217ZM246 79V82L247 83H250V84H246V82L245 81H243V80H245ZM248 78H249V81H248ZM262 80V81H259L260 79ZM55 79V80H54ZM3 81V83H2V81ZM6 80H7V82H6ZM12 80V81H11ZM14 80V81H13ZM16 80V81H15ZM25 80V81H24ZM29 80V81H28ZM44 80V81H43ZM53 80L56 82H54L53 83ZM222 80V81H221ZM9 81H11V83L12 84H15L14 85V87H10L9 85H11V84H9L10 82ZM46 81V82H45ZM52 81V82H51ZM165 81V82H166ZM197 81V82H196ZM224 81V82H223ZM251 81V82H250ZM256 81H258V83L256 84L255 82ZM9 82V83H8ZM42 82V83H41ZM45 82V83H44ZM47 82H49V83H47ZM60 82V83H59ZM196 84H195V83ZM205 82V83H204ZM223 84H222V83ZM245 82V83H244ZM263 83V85H262V83ZM62 83V84H61ZM102 83H104V81H102ZM185 84V85H183V84ZM236 83L238 84L237 86L238 87H236ZM240 83H241V85H240ZM254 85V84H256L255 86H252V84ZM20 84V85H19ZM54 86H53V85ZM207 84V85H206ZM210 84V85H209ZM212 84V85H211ZM217 86H216V85ZM6 85H8V86H6ZM18 85V86H17ZM22 85V86H21ZM179 85H181V86H179ZM178 86L180 87V89L182 88V89H185V87H183V86H186V80L185 81H182L181 82V84H179ZM215 85V86H214ZM231 86L230 88L232 89V87L233 86H235L236 87V93L238 94H236L233 90H235V87L231 90L232 92H234L235 93V95L236 96H234V93L232 94V92H231V94L229 93V92H226L225 94H223L225 91L224 90H226V91H230V88L228 89V87L227 86ZM233 85V86H232ZM245 85V86H244ZM248 87H247V86ZM250 85H251V88L252 89H250ZM259 87H258V86ZM11 86H13V85H11ZM21 86V87H20ZM24 86V87H23ZM34 86V87H33ZM51 86V87H50ZM62 87V89H60L61 87ZM204 86H213L212 88L210 87H204ZM219 86V87H218ZM261 86H263V87H261ZM9 87V88H8ZM16 87V88H15ZM54 87V88H53ZM58 87V88H57ZM79 86H77V87H75V89L76 88H78ZM175 87H177V85L176 84H174L172 87H171V90H173ZM195 87V88H194ZM216 87V88H215ZM239 87H240V90L241 91H239ZM241 87H243L244 89L242 90V88ZM246 87L248 88V90H246ZM253 87H256V88H253ZM57 88V89H56ZM85 87H79V89H77L76 90V92H80L79 94L78 93H76V92H74L76 95H78V99H80L81 97H82V95L86 92V89L87 88H85ZM105 87H103V89H104ZM213 88H215V89H213ZM237 88H238V90H237ZM259 88H263V90H261V89H259ZM8 89V90H7ZM11 89V90H10ZM19 90V92H18V90ZM34 89V90H33ZM48 89H49V91H48ZM53 89V90H52ZM181 89V90H182ZM209 89V90H208ZM212 89V90H211ZM255 91H254V90ZM256 89H258L259 91H261L260 93L256 90ZM24 90V91H23ZM45 90V91H44ZM58 90H62V91H58ZM249 90H250V92H249ZM39 91H42V92H39ZM47 91V92H46ZM51 91V92H50ZM183 91V90H182ZM195 91H197V92H195ZM221 91H223V92H221ZM244 91H248V92H245L244 93ZM256 92V93H253V92ZM21 92V93H20ZM29 92H31L30 94V96H28V94L27 93H29ZM33 92V93H32ZM83 94H82V93ZM200 92V93H199ZM210 92L208 93L209 94V96H211V94H210ZM238 92H240V94L241 95H244L243 97L245 98V99H243V100H246V101H248V102H245V104L244 103H242V102H244V101H242V99L240 98L241 97V95L238 93ZM254 94V96L256 95V97H254L253 95H251L252 93ZM258 92V93H257ZM25 93V94H24ZM49 93V94H48ZM55 93V94H54ZM58 93V94H57ZM200 95H199V94ZM247 93V95H250V98H249V96H246L245 94ZM263 93H264V91H263ZM21 94H22V96H21ZM74 94V95H75ZM202 94V95H201ZM232 95V97H235V98H233L234 99V101H233V99H232V97H231V99H230V97H227V96H229V95ZM12 95V96H11ZM35 95V96H34ZM58 95H60V96H58ZM80 95V96H79ZM214 95H212L213 97H207L208 95L206 94L205 95V97H203L202 99H205L206 97V99H207V101L205 102V100L204 101H201V100H199L200 102H199V105H201L202 106V102H205L204 104H206L208 101L210 102V100H208V99H215V97H214ZM222 95V96H221ZM225 95V96H224ZM257 95H258V97L259 98H261V99H259V101L257 100ZM32 96V97H31ZM55 96V97H54ZM218 96V97H217ZM237 96L239 97V98H237ZM247 98H246V97ZM253 96V97H252ZM20 97V98H19ZM28 97V98H27ZM29 97H31V98H29ZM53 97V98H52ZM56 97H58L57 99H56ZM219 97H221V98H219ZM242 97V98H243ZM252 97V98H251ZM27 98V99H26ZM36 98H39V99H36ZM200 98V97H199ZM253 98H254V100L256 99L257 101H255V102H257L256 104H255V102H254V100H253ZM40 99H41V101H40ZM44 99V100H43ZM48 99H50V100H48ZM57 100V102H56V100ZM213 99V100H214ZM217 99H216V102H217ZM226 99H228L227 101H229V99L231 100V102H232V104H228V102L226 103ZM241 99V100H240ZM252 99V100H251ZM263 99H264V97H263ZM43 100V101H42ZM55 100V101H54ZM235 100H237V101H239V102H236ZM252 102H251V101ZM28 101H30V102H28ZM38 101V102H37ZM242 101V102H241ZM31 102H33V103H31ZM54 102V103H53ZM209 102H208V104H209ZM250 102V103H249ZM254 102V103H253ZM30 104V106L28 105V104ZM47 105H46V104ZM51 103V104H50ZM57 103L59 104V105H61V106H59V105H57ZM67 103H69V104H67ZM235 103V104H234ZM242 103V104H241ZM249 104V106L251 105V103H252V106H254V107H252V106H250V107H252L251 109H250V107L248 106V104ZM263 103V104H262ZM38 104H39V106H38ZM44 104V105H43ZM208 104H206L205 105V107L207 106L208 107ZM234 104V105H233ZM238 104V105H237ZM240 104L242 105V107L240 106ZM258 104H259V106L261 107V108H258L257 106H258ZM16 105V106H15ZM28 105V106H27ZM33 105V106H32ZM56 105H57V107H56ZM257 105V106H256ZM17 106H19L20 107V109L17 107ZM47 106V107H46ZM51 106H53V108H51ZM58 106H59V109H57L58 108ZM231 106H233V107H231ZM249 108V110H248V108ZM256 106V107H255ZM30 107V108H29ZM39 107V110L37 109ZM41 107V108H40ZM42 107H45V108H42ZM64 109H63V108ZM67 107V108H66ZM203 107H204V105H203ZM247 109H246V108ZM0 108H1V102H0ZM61 108V109H60ZM69 108L71 109L70 111H68L69 110ZM103 108H107V106H105V107H103ZM234 108V109H233ZM19 109V110H18ZM47 109V110H46ZM48 109H50L49 111H48ZM56 109V110H55ZM75 111H74V110ZM243 109V110H242ZM245 109L246 110H248L249 111V113L250 114H248V113H245V112H248V111H245ZM256 109H257V112H256ZM258 109H262L261 111H260V114H262V115H258L259 114V112H258ZM17 110V111H16ZM55 110V111H54ZM61 111L60 113L58 112V111ZM64 110V111H63ZM241 110V111H240ZM251 110H252V112H253V117L252 116H248V115H251ZM10 111H11V113H10ZM18 111H19V113H18ZM53 111V112H52ZM73 111V113H71ZM103 112V113H100V112ZM105 111L107 112V114H108V116H107V114L105 113ZM220 111H222V114H227V112H228V116L230 117L231 115H232V117H237V118H232L231 119V117H230V119L227 117L226 119H225V117H223V116H225V115H222L221 113H220ZM231 111H232V113L235 115H233L232 113H231ZM256 113H255V112ZM14 112V113H13ZM45 112V113H44ZM51 113L52 112V114H50L49 115V113ZM67 112V113H66ZM70 112V114H68ZM235 112H236V114H235ZM3 115H7L6 116V118H4V116H2V114ZM5 113V114H4ZM7 113V114H6ZM48 113V114H47ZM60 114V115H58V114ZM245 113V114H244ZM53 114H56L57 116H53ZM62 114V115H61ZM98 114V115H97ZM100 114V115H99ZM111 114V115H110ZM257 114V115H256ZM10 116V119H9V116ZM19 115V116H18ZM67 117H66V116ZM68 115L70 116L71 115V117H69L68 118ZM73 115H74V118H73ZM77 116V119H76V116ZM97 115V116H96ZM104 115V116H103ZM113 115V116H112ZM221 115H222V117L223 118H221ZM255 115V116H254ZM14 116H15V120H16V122L14 121ZM16 116H17V118H16ZM48 116V117H47ZM63 116V117H62ZM64 116H65V119H64ZM107 116V117H106ZM210 117V119H209V117ZM259 117L260 119H262L263 118V122L262 121H260V119L259 118H257V119H259L258 121H257V119H255V117ZM20 117V118H19ZM52 117H55L56 118V121H57V119H58V123L60 122L59 120H61V122H62V124H60V127H62V128H60L59 127V124L58 123H56V121L54 120V118H52ZM58 117H60V118H58ZM91 117V118H90ZM99 117V118H98ZM103 119H102V118ZM104 117L106 118V119H104ZM112 117V119H110ZM205 117H207V118H205ZM215 117H217L218 119L216 120L215 119ZM244 117V118H243ZM251 117V118H250ZM12 118V119H11ZM67 118V119H66ZM72 118V121L70 120ZM78 118H80V119H78ZM86 118V119H85ZM87 118H88V121H86L87 120ZM90 118V119H89ZM95 118H97V119H95ZM100 118H101V120H100ZM204 118L205 119H207L208 121H210V122H204L203 123V120H204ZM36 119H38V120H36ZM93 119H95V121L93 120ZM99 119V121H97ZM222 120V123L221 124H219V121H221ZM227 120V121H229V122H225L226 123V125H225V123L223 124V122L225 121V120ZM238 119V120H237ZM243 119H244V121H243ZM7 121V122H4V121ZM12 121V122H10V121ZM18 120H19V122H18ZM33 120H36V121H33ZM44 120V121H43ZM64 120H66V121H68L67 123H65V121ZM70 120V121H69ZM90 120V121H89ZM106 120H108V121H106ZM213 120L215 121L216 120V122H213ZM231 120H232V122L234 123H232L231 122ZM236 120V121H235ZM3 121V122H2ZM53 121V122H52ZM74 121V122H73ZM91 121H92V123H91ZM194 121H196V122H194ZM199 121V122H198ZM202 123H201V122ZM204 121H206V120H204ZM213 122V124H214V127L217 125V127L219 128L220 126H222L221 128H219V130H220V132L219 133H217V130H212L213 128H212V126H213V124H211L212 122ZM239 121V122H238ZM254 121H257V123L255 124V122ZM21 122H22V124H21ZM46 122L50 125L51 123H52V126L50 125H46ZM76 122V123H75ZM99 122V123H98ZM197 125V127L198 128H200V129H198L197 127H196V125H194V123ZM217 122H218V124H217ZM242 122H245V123H242ZM6 123H7V125L8 126H10L9 128H11L10 130H8V127H7V125H6ZM8 123H10V124H8ZM13 123H14V125H13ZM63 123H64V125H74V128L76 129V131L80 134V135H78L77 136V134L78 133H76V134H74V135H76V136H73V134H70V136H71V138H70V136L68 135L69 134V132L67 131V127L65 126V128H64V125H63ZM74 123V124H73ZM94 123V124H93ZM101 123V124H100ZM103 123V124H102ZM207 123V124H206ZM215 123H216V125H215ZM253 123V124H252ZM262 123V124H261ZM17 124V125H16ZM45 124V125H44ZM54 124V125H53ZM90 125V127L88 126V125ZM201 124H202V126H201ZM223 124V125H222ZM242 124H243V128H241L242 127ZM249 124H252V125H249ZM255 124V125H254ZM260 124V125H259ZM5 125H6V127H5ZM23 125V126H22ZM57 125V126H56ZM62 125V126H61ZM68 125V126H69ZM77 127H76V126ZM85 125V126H84ZM91 125H92V127H94L95 125V127L94 128H92L91 127ZM194 125V126H193ZM207 125V126H206ZM226 126V127H223V126ZM248 126V129H247V126ZM256 125H258L257 127H256ZM1 126H2V128H1ZM13 126V127H12ZM14 126H17V127H14ZM19 126V127H18ZM29 126L31 127L30 128V130H29ZM46 126H48V127H46ZM56 126V130H55V128H53V127H55ZM84 126V127H83ZM86 126H87V128H89L90 129V131H89V129H87L86 128ZM99 126H101V127H99ZM232 126V127H231ZM252 126H254V127H252ZM261 126V127H260ZM33 127V128H32ZM40 129V128H43V129H49V130H55L54 132L52 131V133L54 134L55 132H57V131H59V132H57L56 134H55V136H54V138H56V139H54V143L52 144L53 146H55V148L52 146V148H50V149H48L47 150V152H51L52 154L51 155H53L54 154V152L56 151V153H55V155H53V157L54 156H57V157H60V156H62V157H60V158H57L58 160H60L61 158H64V159H62V161H64L65 160V158H66V160L68 159V157L67 156H75V158H74V156L73 157H69V159L71 158V160H72V163H74L76 160H77V158H76V156L79 158L78 159V162H75L73 165H75L76 163V165L77 166H79V167H76V165H75V169H72V168H74V167H72L71 168V166H70V162H71V160H67V161H65V162H67L66 164H65V162H63L62 163V161L60 160V162L68 169L69 167H70V169H68V171L69 172H67V173H71L70 175L72 176V177H70V176H68V177H70L69 179L70 180H74V182H72L71 181V184H67L66 182L64 183L63 181H64V179L66 180V178H67V180H68V177L66 176V175H69V174H67L66 172H64L65 170L67 171V169L62 165L61 166V164L59 163V161L58 160H56V158H55V162H54V165H53V163H51V162H53L54 161V159H53V157L50 155V154H48L47 153V156L46 157H48V155H50L49 157H50V159H51V161L49 162V163H51L50 165L48 164V162H46L48 165V170L50 171H48V170H46L47 168H45V171H48L49 172V176L52 174L51 172H53V171H55V173H56V170H57V164H56V162L58 161V163H59V168H58V170H57V173L56 174H58L59 172L58 171H60V170H63L64 168H65V170L64 171H60L61 173H60V175L62 174V177L63 176H66V177H64V178H60L59 176H57L54 172V174L57 176V177H59V178H57L56 176H54V175H51V176H53V180H52V177L50 178L49 176H47L46 178H45V176H46V174H43L45 171H44V169H41V168H39L38 166H39V164H40V162L42 161V156H45V155H43V154H46L44 151H43V149L40 147V146H38V144L35 142V145H32V146H27V144H26V147H27V149L28 150H23L22 149V147H20V145H22L23 147L25 146V144L24 143H26V141L29 139V137H31L33 134H34V131L37 129ZM58 127V128H57ZM80 127V128H79ZM195 127L198 129V130H200L199 132H201V134L199 133V132H196L197 131V129H195ZM205 127H206V129H205ZM211 127V128H210ZM249 127H251V128H249ZM13 128V129H12ZM15 128V129H14ZM17 128H20V129H18L17 130ZM65 130H64V129ZM78 128V129H77ZM100 128V129H99ZM203 128V129H202ZM210 128V129H209ZM216 128V127H215ZM225 128H226V130H225ZM256 128V129H255ZM260 129V133H259V129ZM26 129V132L24 133V130ZM59 129H61V130H59ZM85 129H87V130H85ZM92 129V130H91ZM96 129V130H95ZM245 129V130H244ZM253 130V131H251V132H249V130ZM85 130V131H84ZM97 130H99V131H97ZM202 130H204L203 132L205 133H203L202 132ZM208 130H211V131H208ZM218 130V131H219ZM222 130H223V132H222ZM30 131V132H29ZM33 131V132H32ZM214 131V132H213ZM225 131V132H224ZM237 131H238V133H237ZM14 132V133H13ZM64 132V133H63ZM97 132V134L95 135V133ZM129 132H131V131H129ZM128 132V137H129V140H137V136H136V134H135V132H134V134H133V132H131V134ZM209 132V133H208ZM212 132V133H211ZM7 133H9V136H8V134ZM17 133L19 134V135H17ZM20 133H22L21 135L23 136V138H21V135H20ZM28 133V134H27ZM86 133V134H85ZM214 133V134H213ZM224 133V134H223ZM228 133H230V134H228ZM234 133H236V134H234ZM6 134V135H5ZM10 134H14L15 135V137L14 136H12V135H10ZM30 134V135H29ZM83 134V135H82ZM92 134H94L93 136H92ZM216 134V135H215ZM217 134H218V136H217ZM220 134V135H219ZM221 134L223 135V136H221ZM226 134H228V135H226ZM231 134H233V135H231ZM240 134V135H239ZM60 135V136H59ZM63 136V138H62V136ZM66 135V136H65ZM81 135H82V137H81ZM213 135V137H211ZM245 135V136H244ZM251 135V136H250ZM2 136H4V137H2ZM65 136V137H64ZM69 138H68V137ZM91 138H90V137ZM215 136V137H214ZM225 136H226V138H225ZM227 136H228V139H232V141L234 142H229L230 140H226L227 139ZM236 136V137H235ZM260 136V137H259ZM11 138V141H13L12 143H11V141H10V138ZM16 137H17V139H16ZM81 137V138H80ZM88 137V138H87ZM224 137V138H223ZM234 139H233V138ZM259 137V139H257ZM5 138H7L8 139V141H7V139H5ZM68 138V139H67ZM82 139V141L84 142V140L86 141V142H84L83 144H80V147H82L81 145H83V148L84 149H82V148H80L79 147V145H77L76 143H75V141L73 140V139ZM95 138V139H94ZM98 139V144H97V142L95 141V140H97ZM133 138V139H132ZM136 138V139H135ZM215 138V139H214ZM261 138V139H260ZM5 139V140H4ZM22 139H23V141H22ZM59 139H62V140H59ZM94 139V140H93ZM219 139H220V141H219ZM55 140H56V142H55ZM58 140V141H57ZM64 140H66V141H64ZM73 140V141H72ZM92 140V141H91ZM100 140V141H99ZM216 140V141H215ZM224 140V141H223ZM236 140H239L238 142H236ZM250 141V140H252V142L251 143H255V144H257V145H255V144H251V145H253V147L251 148V146L250 147H248V145H250V143L248 142V141ZM3 141H5L4 143L6 144V146H5V144L3 143ZM15 141V142H14ZM19 141L21 142V144L19 145ZM62 143H61V142ZM68 141L69 142H72V143H70L69 145V147H68ZM93 143L92 145L89 143ZM24 142V143H23ZM64 142V143H63ZM95 142V143H94ZM222 142H224V143H222ZM226 142H228V143H226ZM246 142V143H245ZM11 145H10V144ZM23 143V144H22ZM59 143V144H58ZM74 143L76 144V147L78 148V150H76V152H80V153H76L75 152V148L76 147H73L74 146ZM85 143H87V144H85ZM235 143H240L241 145L240 146H238V145H236ZM4 144V145H3ZM8 144V145H7ZM63 144H64V146H63ZM71 144H73V145H71ZM85 144V145H84ZM88 144H90V145H88ZM96 144V145H95ZM215 146V147H217V149L213 146V145ZM224 144V145H223ZM225 144H227V145H225ZM234 144V145H233ZM246 146H245V145ZM258 144H259V146H261L260 147V152L258 151L259 150V148H258ZM12 145H14L13 147H12ZM15 145H17V146H15ZM57 145V146H56ZM218 145H219V147H218ZM221 145V146H220ZM231 145V146H230ZM11 146V147H10ZM60 146H61V148H60ZM66 146V147H65ZM71 146H72V148H71ZM87 148H85V147ZM89 146H91L90 148H88ZM99 146V147H98ZM126 146V144H124V147ZM226 146V147H225ZM235 146H236V148H239L238 150H237V152H239V153H236L235 151ZM2 147V148H1ZM6 147H7V150H6ZM15 147V148H14ZM26 147H24L25 149H26ZM39 147V148H38ZM65 147V148H64ZM93 147V148H92ZM96 147V149H94ZM98 147V148H97ZM222 147H223V149H222ZM224 147H225V150H227L228 151V149H229V151L227 152V151H224ZM230 147V148H229ZM241 147H246V150H247V153L245 152L246 150H242L243 148H241ZM255 147H257V148H255ZM8 148H11V150H9ZM17 148H18V150H19V155H21L20 157L21 158H19V159H21V161H19V159H18V157H19V155H18V153H17ZM21 148V149H20ZM69 148V149H68ZM76 148V149H77ZM231 148H233L232 150H234V155L236 156V157H238L239 158V156H237V154H239L240 155V157L241 156H243V157H241V158H239L240 159V167L241 168H239V164H238V162H236L237 160L235 159V162H234V158L233 157H235L234 155H232L233 154V151L231 150ZM235 148V149H234ZM251 150H250V149ZM13 149H15V150H17V151H14ZM31 149V150H30ZM37 151H36V150ZM41 149V150H40ZM57 149V150H56ZM60 149V150H59ZM63 149H66V151L65 150H63ZM254 149H255V151H254ZM257 149V150H256ZM262 149V150H261ZM30 150V151H29ZM33 150H34V152H33ZM60 151V153H58L59 151ZM71 150V151H70ZM84 150V151H83ZM21 151V152H20ZM22 151H23V153H22ZM40 151H42V153H40ZM69 151V152H68ZM243 151V152H242ZM27 152H30V153H32L33 154V156L35 157V156H37L36 158H37V162L35 161V158L34 157H26L27 159H25V155L27 156ZM36 152V153H35ZM38 152V153H37ZM65 152V153H64ZM223 152L225 153V152H227V153H225V154H227V155H229L230 154V156H227V155H225V154H223ZM229 152H231V153H229ZM241 152V153H240ZM245 152V153H244ZM250 152V153H249ZM251 152H252V154H251ZM255 152L256 153H258V155H259V157H261L260 159H262L261 161H260V159H256V157H257V154H255ZM24 154V155H22V154ZM40 153V154H39ZM60 154L59 156L58 155H56V154ZM64 153V154H63ZM70 153V154H69ZM75 153H76V155H75ZM242 153H244V154H247V156H249V157H247V156H245V155H242ZM250 155H249V154ZM37 154H39V155H37ZM73 154V155H72ZM110 154V155H109ZM12 155V156H11ZM17 155V156H16ZM41 155V156H40ZM64 155V156H63ZM67 155V156H66ZM214 155V156H213ZM252 155V156H251ZM38 156H40V157H42L41 159H39V157ZM82 156V157H81ZM109 156V157H108ZM113 156V157H112ZM216 156H217V158H216ZM224 156H227L229 159H227V157H224ZM233 156V157H232ZM15 159V160H13V158ZM46 157H44L43 158V160H44V162L43 163H45V161H49L50 159H47ZM81 157V158H80ZM104 157V158H105ZM235 157V158H236ZM246 157H247V162H246V160H245V162H243L244 160V158L246 159ZM258 157V158H259ZM45 158H46V160H45ZM83 158V159H82ZM215 158V159H214ZM219 158V159H218ZM222 158H223V162H222ZM224 158H225V161H224ZM233 159V161H231L232 159ZM237 158V159H238ZM16 159H18V160H16ZM23 159V160H22ZM40 160V162H39V160ZM114 159H116V160H114ZM210 159V160H209ZM213 159V160H212ZM217 159V160H216ZM221 159V160H220ZM12 160V161H11ZM27 160V161H26ZM30 160V161H29ZM216 160V162L215 163H212L213 161H215ZM227 160L228 161H230L231 162V164H230V162L228 163L227 162ZM241 160H243V161H241ZM249 160L251 161V162H249ZM24 161V162H23ZM74 161V162H73ZM82 161V162H81ZM239 161V160H238ZM256 161H258V167L260 168V170H257V166H254V164H257V163H255ZM15 164H14V163ZM18 162V163H17ZM22 162V163H21ZM33 162H35L34 163V165H33ZM80 162H81V164H80ZM202 162L204 163V162H206L207 163V165L204 163V164H202ZM221 162V163H220ZM226 162V163H225ZM24 163V164H23ZM38 163V164H37ZM45 163V164H46ZM68 163H69V167H68ZM71 163V164H72ZM209 163H211V164H209ZM223 163V164H222ZM245 163V164H244ZM262 163V164H261ZM14 166H13V165ZM21 164V165H20ZM31 164H32V166H31ZM112 164V165H111ZM124 164V165H123ZM216 164H218V166H216ZM227 164V165H226ZM237 164V165H236ZM242 164V165H241ZM23 165H25L24 167H22ZM67 165V166H66ZM80 165H81V170H79L80 169ZM207 166L208 168H206V167H204V166ZM208 165H210L211 167H213L214 169H216V170H214L213 168H211L210 166H208ZM221 165V166H220ZM236 165V166H235ZM244 165V166H243ZM249 166V167H252V168H249V167H246V166ZM250 165H252V166H250ZM260 165V166H259ZM18 166V167H17ZM45 165H43V167H44ZM47 166H45V167H47ZM51 166V167H50ZM198 166H202V167H204V168H202L201 167V169H200V171L201 172H199L198 170V174L196 173V168H198ZM214 166H216V168L214 167ZM224 166H225V170L223 169L224 168ZM228 166H229V169H228ZM232 166V168H230ZM233 166H235L234 167V169H233ZM238 166V167H237ZM54 167V168H53ZM56 167V168H55ZM86 169V170H84L83 171V169L84 168ZM123 167V168H122ZM209 167H210V169H211V171H210V169H209ZM255 167V168H254ZM263 167V168H262ZM18 168V169H17ZM24 168V170H22ZM38 168L41 170V171H43V173L42 172H40L39 170H38ZM53 168V169H52ZM78 168V169H77ZM218 168H219V171H218ZM247 169L246 170V172H245V174L243 173V171L245 170V169ZM252 169V170H249V169ZM19 169H20V171L22 172V171H24V174H22V173H20V171H19ZM56 169V170H55ZM116 169H118V171L116 170ZM206 169H208V170H206ZM220 169H222V171H224V172H226V173H224V172H222ZM242 169H244V170H242ZM253 169H255V170H253ZM72 170H73V172H76V173H78L77 175L78 176H80L78 179H76L78 176L76 175V173H74V175H75V177H74V175H73V172H72ZM206 170V171H205ZM213 170V171H212ZM240 170V171H239ZM261 170H263L262 172H261ZM19 171V172H18ZM103 171H105V172H103ZM208 171V172H207ZM214 171H216V172H214ZM221 171V172H220ZM236 171L238 172V174H236ZM242 171V172H241ZM252 171H254L255 173L253 174V172ZM0 172H2V170L0 171ZM82 172L84 173L83 175H82ZM86 172H88V173H86ZM89 172L91 173V174H93L94 172V174L92 175V177L93 176H96L95 178L96 179H94V177L92 178H90V176H91V174H89ZM107 172V173H106ZM203 172V173H202ZM206 172V173H205ZM211 172V173H210ZM231 174H230V173ZM235 172V173H234ZM240 172H241V174H240ZM251 172V173H250ZM42 173V174H41ZM66 173V174H65ZM100 174V175H96V174ZM110 173V174H109ZM209 173H210V175H209ZM229 173V174H228ZM0 174H2V173H0ZM22 174V175H21ZM65 174V175H64ZM86 174V175H85ZM88 174V175H87ZM103 174V175H102ZM105 174V175H104ZM108 174V175H107ZM200 174V175H199ZM204 174H208V175H204ZM225 174V176H226V178H225V176H224V178H223V175ZM244 174V175H243ZM101 175L104 177H101ZM241 175H243V176H241ZM252 175V176H251ZM24 176V177H23ZM84 176V177H83ZM99 176H100V178H99ZM109 176V177H108ZM209 176V177H208ZM230 176V177H229ZM231 176H232V178H231ZM235 176V177H234ZM244 176H245V178H248V179H245L244 178ZM28 179H27V178ZM36 177H38V178H36ZM85 177H86V180H88L89 178V180L90 181H92V182H94V184H91L92 182H90V183H88V181H85V182H87L86 183V185L85 186H83L84 184H85V182H82L84 179H85ZM98 177V178H97ZM106 177H108V178H106ZM205 177V178H204ZM234 177V178H233ZM26 178V179H25ZM48 178H50L51 179V183H50V181H49V179ZM55 178H57V179H55ZM80 178H82V179H80ZM101 178H103V180L104 181H102V179ZM111 178V179H110ZM202 179V180H200V179ZM208 178V179H207ZM213 178V179H212ZM237 178V179H236ZM253 178V179H252ZM35 179H37V180H35ZM40 181H39V180ZM59 179H63L62 181L61 180H59ZM82 180L81 182H79L80 180ZM110 179V180H109ZM212 179V180H211ZM223 179L225 180V181H223ZM227 179V180H226ZM235 180V183H234V180ZM240 179V180H239ZM243 179H245L246 181H247V184H248V182H249V184L248 185H252L251 187L249 186V188L250 189H252V190H250V189H248V185L243 181ZM262 179V180H261ZM57 180V181H56ZM59 180V181H58ZM79 180V181H78ZM97 180V182H100V183H98L99 185H97V183L95 182ZM98 180H100V181H98ZM107 180H108V182H107ZM206 180V181H205ZM229 180H231V181H229ZM249 180H253V181H249ZM255 180V181H254ZM257 180V181H256ZM258 180H260V182H258ZM38 181H39V183H38ZM48 181V182H47ZM53 181V182H52ZM54 181H55V183L56 182H62V184L64 183L65 184V186H64V184L62 185V186H60L59 187V185L61 184V182L60 183H56L57 185H58V187L60 188H58L59 189V191H61L62 192V194L63 195H67L68 194V196H65L66 197V201H65V198H64V200H62L63 199V197L61 196L62 194H60L59 192V195L56 193H54V197H53V199L51 200H49V205L52 207V208H50L49 207V205H45L44 207H43V209H42V212H41V209L39 208V210L40 211H38L37 209H38V207H39V205H40V202L42 201V199H43V196L45 195L44 194V190H46L47 188H48V186L50 185V187L48 188V189H50V188H52L53 186H55L56 184L54 183ZM77 181V182H76ZM198 181V182H199ZM228 183H227V182ZM240 181V182H239ZM241 181L243 182V183H241ZM38 183V185H37V188H35V186H36V184L35 183ZM41 182V183H40ZM46 182V183H45ZM68 182H70V181H68ZM224 182V183H223ZM225 182L228 184H225ZM237 182H239V183H241V184H238ZM254 182V183H253ZM256 182H258V184H261L260 186L256 183ZM46 185H45V184ZM72 183H74V184H72ZM77 183L82 187H79V185H77ZM81 183V184H80ZM83 183V184H82ZM212 183H214V184H212ZM223 183V184H222ZM251 183V184H250ZM256 183V184H255ZM1 184H2V186H1ZM42 184V185H41ZM52 184V185H51ZM54 184V185H53ZM66 184L68 185V187L66 186ZM76 184V185H75ZM87 184L89 185L88 187V189L89 190H91L93 187H95L96 188V186L95 185H97L98 187H97V189H92V190H94L92 193H91V191L90 192H88V193H90V194H88L87 193ZM101 184H103V185H101ZM105 184H107L106 186H105ZM219 184V185H218ZM233 184V185H232ZM234 184H235V186H234ZM242 184H244V185H242ZM253 184L255 185V186H253ZM40 185V186H39ZM57 185H56V188H57ZM72 187H71V186ZM75 185V186H74ZM94 185V186H93ZM227 185V186H226ZM232 185V186H231ZM240 185L241 186V188H240V186L238 187V186ZM39 186V187H38ZM74 186V187H73ZM78 186V187H77ZM102 186V187H101ZM105 186V187H104ZM228 186H229V188L231 189H229L228 188ZM235 187V189H236V191H237V194H235V195H233L234 193H236V191L234 190V187ZM242 186H243V190H242ZM32 187V188H31ZM46 187V188H45ZM66 187V188H65ZM76 187V188H75ZM92 187V188H91ZM109 187V189H107V188ZM233 187V188H232ZM246 187V188H245ZM252 187H254V189L252 188ZM5 188V187H4ZM67 188H70V195H69V193H66V192H68V190H67ZM80 190H79V189ZM83 188H85V190L83 189ZM100 188H102L101 190H100ZM106 190H105V189ZM226 188L228 189V190H226ZM240 188V189H239ZM258 188V189H257ZM260 188V189H259ZM263 188V189H262ZM41 189V190H40ZM61 189H63V190H65V191H63V190H61ZM83 189V192L81 191ZM87 189V190H86ZM217 189V190H216ZM224 189V190H223ZM34 190H37V192L36 191H34ZM39 190V191H38ZM74 190H78V192H77V195H76V197L75 198H80V199H78V200H81V197H83L82 195H84L86 198L85 199H88L89 198V195L90 196H92V195H94V196H92V197H90V199H88L87 201H84V200H81L80 201V203H81V205H83L82 207H84V208H80V206H78L77 205V199H75L74 198V200H76V201H74V200H72L73 199V197L75 196L73 193L75 192H73ZM88 190V191H89ZM98 191L97 193H96V191ZM109 191V193L108 192H105L104 193V191ZM222 190H223V192H222ZM229 190H230V193H231V195H229L228 197H231V198H228L227 199V196H226V198L224 197L225 196V194L226 195H228V192H229ZM238 190H242L241 191V193L242 192H244V194L242 193V195L240 194V192L238 191ZM246 190V191H245ZM256 191V192H254V191ZM27 193H26V192ZM41 191H42V193H41ZM73 193H72V192ZM79 191H81L82 193H84V194H82L81 192H79ZM228 191V192H227ZM234 191V192H233ZM252 191V192H251ZM28 192H30L29 193V195H28V198H27V195H25V193L26 194H28ZM32 192H33V195H31L32 194ZM36 194H35V193ZM38 192L40 193V196H41V201H39L40 199V196H39V194H38ZM64 192L66 193V194H64ZM75 192V193H76ZM86 192V193H85ZM246 192H247V194H246ZM253 192H254V194H253ZM82 194V195H79V194ZM102 193H104V194H102ZM112 193V194H111ZM125 193H127V192H125ZM217 193V194H216ZM220 193H221V195H220ZM223 193H225L224 194V196H222L223 195ZM229 193V194H230ZM241 195V196H239V194ZM250 193H252L251 195H249ZM255 193H256V196L259 198H253V196H255ZM0 194V195H1ZM35 194V195H34ZM43 194V195H42ZM92 194V195H91ZM110 194V195H109ZM17 195V196H16ZM22 196V197H19V196ZM33 196V198L31 197V196ZM37 195V196H36ZM57 195L59 196V197H57ZM73 196V197H71L70 198V196ZM88 195V196H87ZM111 197H113L114 199L113 200H115L112 204H114V205H112L110 202H112L113 200L111 199V198H109V196ZM237 195H238V197L239 198H237ZM246 195H249V196H247L248 198H250L251 197V199H250V201H248L249 199L248 198H246ZM79 196H81V197H79ZM221 196V197H220ZM245 196V197H244ZM260 196V197H259ZM4 197H6V198H4ZM17 197H19V198H17ZM27 198V200H28V202H27V200H26V202L24 201L26 198ZM67 197H68V199H67ZM88 197V198H87ZM109 198V199H107V198ZM127 197V198H126ZM224 197V198H223ZM236 197V198H235ZM21 198H24L23 200L21 199ZM29 198H31L32 199V201L29 199ZM35 198V199H34ZM58 198H60V199H57ZM243 198V199H242ZM246 198V199H245ZM261 198H263V199H261ZM8 199H9V201H8ZM56 199V200H55ZM83 199V198H82ZM230 199V200H229ZM232 199V200H231ZM240 199H242V201L240 200ZM253 199H255L254 201H255V203H256V205H254V202H251ZM12 200V201H11ZM31 201V203H29L30 201ZM35 200H37V203L38 204H36L35 202ZM71 200V205L69 204L70 201ZM107 200H109L110 202V204L112 205L111 206V210L109 209V205H108V201ZM112 200V201H111ZM5 201H8V202H5ZM33 201H35V202H33ZM53 201V203H51V202ZM60 201H62V203L63 204H66V206L65 207H63V204H62V207H61V203H60V206L59 205H57V203L59 204V202ZM73 201V202H72ZM90 201V202H89ZM124 201H126L125 203H123ZM228 201H230V203H232L231 205H229V207H228V205H226V204H230ZM232 201V202H231ZM239 201H241V202H244V204L243 203H240L239 204ZM33 202V203H32ZM65 202V203H64ZM68 204H67V203ZM82 202H89V203H82ZM127 202H129V203H132L133 204V206H132V204L130 205L129 203H127ZM133 202H135V203H133ZM226 202H228V203H226ZM233 202H234V204H233ZM246 202H248V203H246ZM250 202H251V204H250ZM79 203V202H78ZM80 203H79V205H80ZM252 203H253V205H252ZM35 206H34V205ZM126 204H128V205H130V206H128V207H125L126 206ZM236 204H239L241 207H242V204H243V207H244V211H243V209H241V207L239 206V205H237L236 206ZM250 204V205H249ZM259 204H260V206H259ZM31 205H33L34 207H32ZM68 205V206H67ZM119 205H122V206H119ZM123 205H125V206H123ZM234 205V206H233ZM263 207H262V206ZM21 206H22V208H21ZM48 206V207H47ZM70 206V207H69ZM78 206V207H77ZM86 206V207H85ZM119 206V207H118ZM238 206H239V210H238ZM248 207L249 209H247L246 207ZM259 206V207H258ZM16 207H18V208H16ZM20 207V208H19ZM25 207H27L28 208V210H26V208ZM37 209H36V208ZM66 207H68L67 209H65ZM77 207V208H76ZM114 207H116L117 209H120V210H116ZM126 209H125V208ZM133 207H135V208H133ZM231 207V208H230ZM232 207H234V208H232ZM236 207V208H235ZM32 208V209H31ZM80 208V209H79ZM113 208H114V210L115 211H112L113 210ZM133 210H132V209ZM255 208V209H254ZM45 209V210H44ZM78 209V210H77ZM83 209V210H82ZM123 211H122V210ZM131 209V210H130ZM231 209V210H230ZM245 209L246 210H250L249 212H247V211H245ZM257 209V211H254V210H256ZM22 212V213H24V214H20V211ZM37 210V211H36ZM44 210V211H43ZM80 210L82 211V214H81V212H80ZM132 211V212H130V211ZM226 210V211H227ZM235 210H237V211H235ZM241 210V211H240ZM252 210V211H251ZM261 211V214H260V211ZM16 211V212H15ZM19 211V212H18ZM27 213H29V214H27ZM30 211V212H29ZM110 211V213H108ZM112 211V212H111ZM117 211V212H116ZM118 211H119V213H121V216H119V214H117L118 213ZM129 211V212H128ZM133 211H135V212H133ZM242 211H243V214H242ZM35 212H37V213H35ZM114 212H116V213H114ZM236 212H238V213H236ZM255 212H256V214H255ZM258 212V213H257ZM25 213L27 214V216L25 215ZM30 213L32 214V216L30 215ZM114 213V214H113ZM128 213V214H127ZM246 213V214H245ZM249 213V214H248ZM37 214H38V216H37ZM112 216H111V215ZM117 214V215H116ZM125 214V215H124ZM242 214V215H241ZM248 214V215H247ZM14 215V216H13ZM25 215V216H24ZM36 215V216H35ZM116 215V216H119L120 217V219L122 220L121 222H119L118 223V221L120 220L119 219V217H117L118 219V221H116L115 219V217L114 216ZM123 215V216H122ZM10 216V215H9ZM41 216V218H39ZM125 216V217H124ZM130 218H129V217ZM258 216H260V217H258ZM18 217V218H17ZM32 218V219H30V218ZM113 217V218H112ZM34 218V219H33ZM82 218H84V217H82ZM115 218V219H114ZM125 219V222H124V219ZM127 218V219H126ZM134 218H136V220L134 221V222H136V224H139V226L141 227H139L138 225V227L134 224V222H133V220H134ZM251 218H252V220H251ZM259 218V219H258ZM130 219V220H129ZM131 219H132V222H131ZM27 220H28V222H27ZM31 220V221H30ZM113 220H114V223H112L113 222ZM126 220H128L129 222H127ZM22 221V222H21ZM34 221H36L35 223H34ZM256 221H257V223H256ZM23 222H25V223H23ZM38 222H40V223H42V225L41 224H39ZM138 222V223H137ZM28 223V224H27ZM125 223V226L123 225ZM133 223V226L131 225ZM255 223V224H254ZM35 224H36V226H35ZM89 224V223H88ZM116 224H118V225H116ZM127 224H129V225H127ZM261 226H260V225ZM29 225V226H28ZM107 225V224H106ZM121 225V226H120ZM23 226V227H22ZM109 226V225H108ZM123 226V227H122ZM217 226H219V228L217 227ZM256 226V227H255ZM259 226V227H258ZM28 227H30L31 228V230L28 228ZM36 227V228H35ZM106 227V228H105ZM118 227H120L119 229L116 228ZM130 228V230H128V228ZM143 227V228H142ZM223 227L225 228V230L223 231ZM261 227V228H260ZM263 227V228H262ZM23 228V229H22ZM112 228L114 229L115 228V232H116V234L117 235H119V236H117L116 234H115V232L112 230ZM123 230H125V231H123ZM131 228H134L132 231H133V233H134V236H133V233H132V231H131ZM137 228V229H136ZM259 228V229H258ZM26 229V230H25ZM78 230V233H77V230ZM80 229V230H79ZM86 232H84L83 230ZM94 229V230H93ZM228 229V230H227ZM232 229H234V230H232ZM261 229V230H260ZM28 230V231H27ZM98 231H96V233L97 232H99V229H97ZM101 230V229H100ZM111 230H112V232H111ZM121 230H122V232H121ZM135 230V231H134ZM138 230V231H137ZM235 230H236V232H235ZM47 231H51V228H47ZM85 234H88L86 237L87 238H85V236H83L84 235V233ZM117 231H120V232H117ZM142 231V232H141ZM144 231V232H143ZM263 231V232H262ZM27 232V233H26ZM82 232V233H81ZM102 232V233H101ZM104 232V233H103ZM125 232V234H123ZM138 232H141V234L140 233H138ZM231 232H233V234H231ZM76 233V234H75ZM80 233H81V235H80ZM90 233H92L91 235H90ZM106 233V234H105ZM114 233V234H113ZM121 233V234H120ZM126 233H131V238H133L134 240V242L133 243H131L130 241L132 240L131 238H130V236H128V235H130V234H126ZM137 233V234H136ZM236 234V236H239V238H237L236 236H235V234ZM136 234V235H135ZM140 234V236H138ZM228 234V235H227ZM230 234V235H229ZM242 235V236H240V235ZM108 235V237H106V239H105V236H107ZM120 235H121V238H120ZM227 235V236H226ZM73 236H71V238L73 237ZM92 236V237H91ZM104 236V237H103ZM113 236V237H112ZM124 236H125V238H127V239H125L124 238ZM127 236V237H126ZM139 238H138V237ZM230 236V237H229ZM84 237V238H83ZM118 237H119V241H118ZM135 237H137V238H135ZM2 238H3V236H2V234L0 233V240L2 241ZM90 238H91V240L92 239H94V241L92 240H90ZM106 240H104V239ZM107 238H110L109 240L107 239ZM124 238V239H123ZM128 238H130V239H128ZM237 238V239H236ZM244 238V239H243ZM73 239V238H72ZM80 239H81V242H78V240L80 241ZM88 239H89V241H88ZM118 242H116L115 240ZM138 239V240H137ZM142 239V241H141V243H139L140 242V240ZM261 239V240H260ZM84 240V241H83ZM115 241V242H111V241ZM127 242V240H128V242H127V244L125 243V245H123L124 244V242L125 241ZM233 240V241H234ZM238 240V241H237ZM0 241V242H1ZM86 241L88 242V244L86 243ZM123 241V242H122ZM247 241V242H246ZM260 241H262V242H260ZM91 242V243H90ZM93 242V243H92ZM105 242V243H104ZM235 242V241H234ZM235 242V243H236ZM244 242V243H243ZM253 242V243H252ZM83 243V244H82ZM106 243H107V246H106ZM113 243V244H112ZM115 243H117V245H118V247L120 248H118V247H116L115 245ZM130 243V244H129ZM246 243L248 244V246L246 245ZM77 244H79V245H77ZM88 245V246H90L91 245V247H89V249L88 248H83V247H86V245ZM90 244V245H89ZM94 244V245H93ZM109 244H111L112 246H110V248H109ZM136 244H138V247L140 246L141 248H138L137 247V245ZM256 244H258V245H256ZM262 246H261V245ZM76 245L78 246V247H80V248H78V247H76ZM96 245V247H94ZM130 245V246H129ZM133 245V246H132ZM136 245V247L134 248V246ZM248 248H250V249H247L245 246ZM74 246H72V247H74ZM83 246V247H82ZM87 246V247H88ZM121 246H122V248H121ZM123 246H125V247H123ZM133 247V249H132V247ZM143 246V247H142ZM251 246V247H250ZM253 246V247H252ZM116 249H115V248ZM128 247V248H127ZM262 247V248H261ZM246 248V249H245ZM262 250H261V249ZM81 251V252H78L79 250ZM83 249H85L86 250V252H85V250L83 251V252H85V254L87 253V255H84V254H82L83 252H82V250ZM102 249V250H101ZM106 249V250H107ZM119 249V250H118ZM138 250L139 249V251H138V253L140 252V254H137V253H134L133 252V250ZM75 250V251H74ZM100 250H101V252L103 253V256L101 255V252H100ZM114 250H117V251H114ZM143 250V251H142ZM254 250V251H253ZM258 250H260V251H258ZM73 251H74V253L75 254H73ZM254 252L253 254H251V252ZM89 252H91V253H89ZM92 252H94L93 253V255H92ZM114 252V253H113ZM118 253V254H115V253ZM132 252V253H131ZM135 252H137V251H135ZM145 252V254L143 255V253ZM257 252H258V255H257ZM259 252H261V253H259ZM78 253H81V254H78ZM108 253H109V255H112V257L111 256H109L108 255ZM124 253V252H123ZM129 253H130V255H129ZM147 253H148V255H147ZM167 253V254H166ZM94 254H96V255H94ZM105 254V255H104ZM136 254V255H135ZM169 254V256H168V258H166L167 257V255ZM98 255V259H97V256ZM99 255H101V257L99 256ZM109 257V258H106L107 256ZM135 255V256H134ZM138 255H139V257H138ZM166 255V256H165ZM257 255V256H256ZM87 256H89V258L87 257ZM133 256V257H132ZM142 256V257H141ZM145 256V257H144ZM147 256V257H146ZM83 257H85L84 258V260H82L83 259ZM94 257V258H93ZM105 257V258H104ZM111 257V258H110ZM122 257L124 258V259H122ZM130 257H132V259L130 258ZM166 259H165V258ZM246 257V258H245ZM252 257H253V259H252ZM74 258H76V259H74ZM77 258H80V263H79V259H77ZM82 258V259H81ZM99 258H100V260H99ZM146 258V259H145ZM148 258H150V259H148ZM153 260H152V259ZM170 258V259H169ZM246 260H245V259ZM259 258V259H258ZM261 258V259H260ZM91 259H93V260H95V259H97L96 260V262H94V261H92ZM106 259V260H105ZM119 259H118V261H119ZM122 259V260H121ZM135 259V260H134ZM136 259H140L139 261L138 260H136ZM159 259H160V261L161 260H163V261H159ZM171 259H172V261H171ZM85 260H87V261H85ZM102 260V261H101ZM108 260V261H107ZM127 260V261H126ZM130 260V261H129ZM147 261V263H146V261ZM165 260H166V262H165ZM239 260H240V262H239ZM14 261V262H13ZM77 261H76V263H77ZM157 261V262H156ZM167 261H169V262H167ZM0 264H11V263H13V264H19V262H17L16 260H10L9 259V262H6V263H3L2 262V259L0 260ZM89 262V263H90ZM101 262V263H100ZM106 262H105V264H106ZM156 262V263H155ZM263 262V263H262ZM75 263V262H74ZM87 263H83V264H87ZM88 263V264H89Z\"/></svg>","mask_w":264,"mask_h":264}]
</instances>
